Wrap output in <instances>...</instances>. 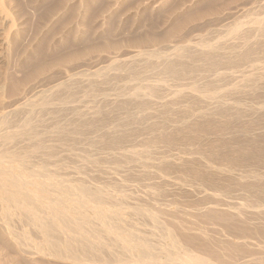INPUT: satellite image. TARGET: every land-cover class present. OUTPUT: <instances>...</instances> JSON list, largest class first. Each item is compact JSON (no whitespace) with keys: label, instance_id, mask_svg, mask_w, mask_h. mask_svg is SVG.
<instances>
[{"label":"bare ground","instance_id":"6f19581e","mask_svg":"<svg viewBox=\"0 0 264 264\" xmlns=\"http://www.w3.org/2000/svg\"><path fill=\"white\" fill-rule=\"evenodd\" d=\"M16 1V0H15ZM18 1V0H17ZM16 1V3H18ZM28 1V0H27ZM59 1V3H60V5L59 6H61L62 4H65L66 2H68V1H70V0H58ZM90 1H93V0H77V2H78V5H79V7H81L82 9L83 8H87L88 7V5H89V2ZM98 1V0H97ZM222 1V0H221ZM234 1V0H233ZM257 1V0H256ZM71 2H72V0H71ZM74 2V1H73ZM212 2V1H211ZM14 1H12V0H0V74H1V67L3 66V65H8V62H9V60H10V55L12 54V52H15V51H13L14 50V47H16L15 45L17 44V42L19 41V39H20V36H21V34H22V31H21V29H22V27H20V25H22V24H18V22H17V19L16 18H18L17 17V15L18 14H20L19 13V10H18V8L16 7L17 5H16V3H14ZM25 3V2H24ZM70 3V2H69ZM68 3V4H69ZM91 3V2H90ZM105 3V2H104ZM108 3V2H107ZM31 4V3H30ZM42 4V3H41ZM67 4V3H66ZM66 4H65V6H66ZM67 4V5H68ZM184 4V3H183ZM27 5V4H26ZM33 5H35V4H33ZM38 5V4H37ZM75 5V4H74ZM105 5V4H104ZM180 5V4H179ZM22 6V5H21ZM31 6V5H30ZM58 5H56L55 7H57ZM91 6V5H90ZM99 6V5H98ZM121 6V5H120ZM178 6V5H177ZM177 6H176V8H177ZM18 7L20 8V5H18ZM23 7V6H22ZM27 7V6H26ZM64 7V6H63ZM97 7V6H96ZM105 7V6H104ZM113 7V6H112ZM181 7V6H180ZM255 7V6H254ZM17 8V9H16ZM24 8V7H23ZM49 8H50V6H49ZM59 9L61 8V9H63L62 7H58ZM57 8V9H58ZM65 8V7H64ZM89 8V7H88ZM87 8V9H88ZM92 8V7H91ZM106 8H108V7H106ZM155 8V7H154ZM224 8V7H223ZM264 8V7H263ZM25 9V8H24ZM28 9H29V7H28ZM55 9V8H54ZM90 9V8H89ZM95 9V8H94ZM209 9H211V7L209 8ZM255 9V8H254ZM46 10V9H45ZM51 10V9H50ZM56 10V9H55ZM84 10V9H83ZM91 10V9H90ZM170 10V9H169ZM179 10V9H178ZM228 10V9H227ZM253 10V9H252ZM21 12H22V10H20ZM39 11V10H38ZM72 11V10H71ZM78 11H79V9H78ZM172 11V10H171ZM203 11V10H202ZM212 10H210V12H211ZM215 11V10H214ZM248 11V10H247ZM49 12V11H48ZM57 12V11H56ZM59 12V11H58ZM57 12V13H58ZM91 12V11H90ZM102 12V11H101ZM100 12V14H102ZM162 12V11H161ZM174 12V11H173ZM176 12V11H175ZM262 12V11H261ZM25 13H26V11H25ZM61 12H59V14H60ZM79 13H81V12H79ZM169 13V12H168ZM198 13V12H197ZM201 13V12H200ZM246 13V12H245ZM27 14V13H26ZM54 14V13H53ZM76 14V13H75ZM114 14V13H113ZM207 14V13H206ZM213 14H216V13H213ZM249 14V13H248ZM33 15V14H32ZM42 15V14H41ZM49 15V14H48ZM55 15V14H54ZM95 15V14H94ZM97 15H99V14H97ZM110 15V14H109ZM174 15V14H173ZM186 15V14H185ZM191 15V14H190ZM195 15V14H194ZM257 15V14H256ZM259 15V14H258ZM102 16V15H101ZM135 16V15H134ZM133 16V17H134ZM168 16V15H167ZM172 16V15H171ZM199 16V15H198ZM206 16V15H205ZM32 17V16H31ZM54 17V16H53ZM80 17V16H79ZM89 17V16H88ZM91 17H92V15H91ZM201 17H202V15H201ZM209 17V16H208ZM40 18V17H39ZM49 18V17H48ZM55 18V17H54ZM57 18V17H56ZM55 18V19H56ZM129 18V17H128ZM193 18H194V16H193ZM203 18V17H202ZM251 18V17H250ZM50 19V18H49ZM95 19V18H94ZM133 19V18H132ZM169 19V18H168ZM190 19V18H189ZM188 19V20H189ZM236 19V18H235ZM21 20V19H20ZM71 20V19H70ZM74 20V19H73ZM76 20V19H75ZM135 20V19H134ZM180 20V19H179ZM192 20V19H191ZM190 20V21H191ZM195 20V19H194ZM248 20V19H247ZM247 20H246V22H247ZM256 20H259L258 22L256 21ZM36 21V20H35ZM109 21V20H108ZM157 21V20H156ZM182 21V20H181ZM244 21V20H243ZM257 22L256 23V25H257V28H255V29H253V26L252 25H254L255 27H256V25L254 24V22ZM24 22V21H23ZM50 22V21H49ZM77 22V21H76ZM114 22H116V21H114ZM113 22V23H114ZM151 22V21H150ZM161 22V21H160ZM178 22V21H177ZM184 22V21H183ZM187 22V21H186ZM194 22V21H193ZM218 22H219V20H218ZM232 22V21H231ZM234 22V21H233ZM245 22V21H244ZM254 22L250 25V26H252V29H250V35L254 32V31H256L255 32V34L253 33L251 36L252 37H254V38H258V40H264V18H263V20H262V18H261V21H260V19H255L254 20ZM43 23V22H42ZM58 23V22H57ZM167 23V22H166ZM243 23V22H242ZM34 24V23H33ZM40 24V23H39ZM62 24V23H61ZM152 24V23H151ZM178 24V23H177ZM181 24V23H180ZM183 24V23H182ZM186 24V23H185ZM250 24V23H249ZM28 25V24H27ZM58 25V24H57ZM81 25H83V24H81ZM110 25V24H109ZM175 25H176V23H175ZM235 25V24H234ZM239 25V24H238ZM242 25V24H241ZM240 25V26H241ZM25 26V25H24ZM33 26V25H32ZM53 26V25H52ZM77 26V25H76ZM86 26V25H85ZM96 26V25H95ZM180 26V25H179ZM185 26V25H184ZM187 26H188V24H187ZM192 26H194V25H192ZM228 26V25H227ZM240 26L238 27L237 26V24H236V27L235 28H233V30H231L230 29V32H234V31H238V33L240 32V34H243L242 32L244 31H239V30H241L243 27V25L241 26L242 28H240ZM26 27V26H25ZM60 27V26H59ZM62 27V26H61ZM175 27V26H174ZM181 27V26H180ZM179 27V28H180ZM42 28V27H41ZM45 28V27H44ZM64 28V27H63ZM87 28V27H86ZM177 27H175V29H176ZM210 28V27H209ZM249 28H251V27H249ZM118 29V28H117ZM136 29V28H135ZM144 29V28H143ZM170 29V28H169ZM168 29V30H169ZM172 29H174V28H172ZM219 29V28H218ZM227 29V28H226ZM245 29V28H244ZM247 30H248V28H246ZM34 30V29H33ZM36 30V29H35ZM38 30H40V29H38ZM42 30H43V28H42ZM71 30V29H70ZM177 30V29H176ZM181 30V29H180ZM204 30V29H203ZM246 30V32H247V34H248V31ZM251 30H254L253 32L251 31ZM24 31V30H23ZM28 31V30H27ZM131 31V30H130ZM138 31V30H137ZM171 31V30H170ZM179 31V30H178ZM209 31V30H208ZM31 32V31H30ZM169 32V31H168ZM172 32H174V31H172ZM245 32V31H244ZM28 33V32H27ZM38 33V32H37ZM49 33V32H48ZM78 33V32H77ZM171 33V32H170ZM170 33H167V34H170ZM175 33H177V32H175ZM175 33H173V34H175ZM179 33V32H178ZM190 33V32H189ZM235 33H237V32H234V34ZM62 34V33H61ZM68 34V33H67ZM85 34V33H84ZM166 34V35H167ZM221 34V33H220ZM226 34V33H225ZM233 34V35H234ZM247 34H245L246 36H247ZM79 35V34H78ZM138 35V34H137ZM148 35V34H147ZM165 35V37L167 38V36ZM172 35V34H171ZM177 35V34H176ZM229 35H231V33H229ZM236 35H238V34H236ZM244 35V34H243ZM242 35V36H243ZM244 35V36H245ZM249 35V34H248ZM249 35V36H250ZM253 35H255V36H253ZM31 36V35H30ZM56 36V35H55ZM174 36V35H173ZM224 36H226V35H224ZM245 36V38H248V36L246 37ZM51 37V36H50ZM149 37V36H148ZM163 37V36H162ZM172 37V36H171ZM211 37V36H210ZM228 37H230V36H228ZM236 37V36H235ZM239 37V36H238ZM237 37V38H238ZM37 38H39V37H37ZM53 38H55V37H53ZM58 38V37H57ZM93 38V37H92ZM147 38V37H146ZM200 38V37H199ZM234 38V37H233ZM245 38H241V39H245ZM51 39V38H50ZM74 39V38H73ZM125 39V38H124ZM142 40H143V38H141ZM149 39V38H148ZM153 39V38H152ZM196 39H197V37H196ZM211 39V38H210ZM223 39V38H222ZM225 39H227V38H225ZM236 39V38H235ZM23 39H21V41H22ZM53 40V39H52ZM101 40H103V39H101ZM146 40V39H145ZM164 40V39H163ZM166 40V39H165ZM169 40V39H168ZM202 40V39H201ZM230 40V39H229ZM228 40V41H229ZM233 40V39H232ZM237 40V39H236ZM240 40V39H239ZM250 40V39H249ZM251 40H253L252 38H251ZM255 40H257V39H255ZM34 41H38V40H36L35 38H33V39H31V42H29L24 48H23V53L27 56V57H29V58H31L30 56H29V54L31 53V52H33L34 51V48L36 47H34L33 46V43H34ZM46 41V40H45ZM51 41V40H50ZM75 41V40H74ZM123 41V40H122ZM125 41V40H124ZM131 41V40H130ZM147 41V40H146ZM158 41V40H157ZM214 41V40H213ZM216 41H218V40H216ZM224 41H226V40H224ZM235 41V40H234ZM245 41H247V40H245ZM62 42V41H61ZM144 42V41H143ZM156 42V41H155ZM161 42V41H160ZM166 42V41H165ZM187 42V41H186ZM220 42H221V40H220ZM233 42V41H232ZM231 42V44H233ZM237 42H239V41H237ZM252 42V41H251ZM19 43H21V42H18V44ZM23 43V42H22ZM51 43V42H50ZM64 43V42H63ZM87 43V42H86ZM123 43V42H122ZM136 43H137V41H136ZM148 43V42H147ZM146 43V44H147ZM171 43V42H170ZM188 43V42H187ZM196 43V42H195ZM195 43H193V45L195 44ZM198 43V42H197ZM196 43V44H197ZM206 43V42H205ZM217 43V42H216ZM240 43V42H239ZM241 43H243V41L241 42ZM245 43V42H244ZM255 43H257V42H255ZM259 43V42H258ZM18 44H17V46H18ZM88 44H90V43H88ZM102 44H104V42L102 43ZM182 44V43H181ZM191 44V43H190ZM190 44L188 45V46H190ZM201 43H199V45H197L198 47H195V46H193V47H195V48H192V45L190 46V47H188V49L191 51V53H189L185 48H181V49H179V51H178V49L177 50H175V51H177V52H175V53H173V55H172V57L171 56H169L170 55V53H169V55H165V56H163L162 54L160 55V54H157V55H160V56H163L164 57V61L159 65V68L163 71V72H165V73H167V74H165V75H167V77H168V75L170 74V75H174L173 76V78H176V77H180V72H181V75H183L182 73H184V72H188V70L186 69V68H188L189 66H188V64H187V66L188 67H184V61L185 60H189V58H190V56H191V59L190 60H192V59H195L196 61H197V63L198 62H201V61H203L204 62V64L206 63V62H209L210 63V61L211 60H213L214 61V58H216V60H220V64L222 63L221 61V59H225L227 56L225 55V54H218L217 53V51H220L221 50V48L222 47H224V45H222V47L220 48V49H218V46H215V47H217V48H214V47H210V46H208V45H205V44H203V45H200ZM234 44H235V42H234ZM245 44H247V42L245 43ZM243 45L242 44V46L240 47V48H238L237 50H234V51H232V49H233V47H235V46H231V45H229V44H227L226 43V46H228L229 45V48H230V46H231V53H232V55L231 56H228V58L227 59H225L226 60V62H228L227 64L228 65H230V64H240V63H244L245 61H247V58L249 57V58H251V57H255L254 56V54L253 55H251L255 50H253V48H251V47H253V46H251V45H249V44H247V45ZM261 43H259V45H260ZM35 45H36V43H35ZM98 45H100V44H98ZM126 45V44H125ZM140 45V44H139ZM138 45V46H139ZM154 45V44H153ZM162 45V44H161ZM214 45V44H213ZM236 45H237V43H236ZM239 45V44H238ZM237 45V47H239ZM253 45V44H252ZM254 45H256V44H254ZM258 45V44H257ZM20 46V45H19ZM38 46V45H37ZM61 46V45H60ZM65 46V45H64ZM63 46V47H64ZM116 46V45H115ZM133 46V45H132ZM154 46H156V45H154ZM159 46V45H158ZM169 46V45H168ZM248 46V48H246ZM251 46V47H250ZM260 46H262L263 47V41H262V45H260ZM49 47H50V45H49ZM54 47V46H53ZM56 47V46H55ZM84 47V46H83ZM87 47V46H86ZM93 47H94V45H93ZM102 47V46H101ZM129 47V46H128ZM143 47V49H144V46H142ZM186 47V48H187ZM236 47V48H237ZM254 47H256V46H254ZM257 47H259V46H257ZM256 47V48H257ZM59 48V47H58ZM89 48V47H88ZM117 48H119L118 46H117ZM171 48V47H170ZM180 48V47H179ZM191 48L193 49V50H191ZM260 48V47H259ZM42 49V48H41ZM40 49V50H41ZM44 49V48H43ZM62 49V48H61ZM100 49V48H99ZM119 49H121V48H119ZM118 49V50H119ZM123 49V48H122ZM142 49V48H141ZM169 49V48H168ZM175 49V48H174ZM189 53V55H187V52L185 53L184 51L185 50ZM226 49V48H225ZM255 49V48H254ZM76 50H78V49H76ZM87 50V49H86ZM92 50V51H91ZM93 50H97V49H95V48H91L90 49V52H94ZM101 50V49H100ZM112 50V49H111ZM136 50V49H135ZM140 50V49H139ZM228 50V53L230 54V52H229V49H227ZM261 51V48L260 49H256V51ZM53 51V50H52ZM75 51V50H74ZM88 51V50H87ZM84 52V54H79V55H73L74 57H72L71 56V59L73 60V58H74V60H75V58H78V57H80V56H83V55H86L87 53H90V52ZM116 51H117V49H116ZM121 51V50H120ZM226 51V50H225ZM258 51L257 52H254V53H256V54H258ZM259 51V52H260ZM43 52H44V50H43ZM62 52V51H61ZM71 52V51H70ZM96 52V51H95ZM94 52V53H95ZM97 52H98V50H97ZM106 52V51H105ZM110 52V51H109ZM153 52V51H152ZM192 52H193V54H192ZM221 52V51H220ZM222 52H224L223 50H222ZM221 52V53H222ZM227 52V51H226ZM40 53V52H39ZM63 53H64V51H63ZM68 53V52H67ZM79 53V52H78ZM114 53V52H113ZM146 53V52H145ZM155 53V52H154ZM166 53V52H165ZM185 53V54H184ZM196 53V54H195ZM227 53V54H228ZM263 53V52H262ZM261 53V54H262ZM32 54V53H31ZM36 54H38V53H36ZM97 54V53H96ZM95 54V55H96ZM118 54V53H117ZM141 54V53H140ZM143 54V53H142ZM195 54V55H194ZM13 55V54H12ZM24 55V56H25ZM43 55V54H42ZM46 55V54H45ZM53 55V54H52ZM107 55H108V52H107ZM139 55V54H138ZM156 55V56H157ZM194 55V56H193ZM226 57H225V56ZM38 56V55H37ZM36 56V57H37ZM68 56H70V55H68ZM68 56H67V58H68ZM88 56V55H87ZM135 56V55H134ZM144 56V55H143ZM47 57V56H46ZM60 57V56H59ZM90 57V56H89ZM138 57L139 56H137L136 55V58H137V60H138ZM148 59H150V58H153L154 56H152V54L150 53L149 55H147L146 56ZM162 57V58H163ZM262 57V56H261ZM18 58V57H17ZM25 58V57H24ZM29 58H27V60L29 59ZM57 58V57H56ZM63 58L65 59V57H62L61 59L63 60ZM70 58V57H69ZM82 58V57H81ZM84 58V57H83ZM82 58V59H83ZM140 58V57H139ZM158 59H159V56L157 57ZM197 58V59H196ZM18 59H20V58H18ZM40 59V58H39ZM42 59H47V58H42ZM127 59V58H126ZM142 59H145L144 57L142 58ZM147 59V60H148ZM157 59V60H158ZM252 59V58H251ZM258 59V58H257ZM15 60H17V59H15ZM25 60V59H24ZM56 60V59H55ZM65 60H67V59H65ZM65 60L64 61H60V59H59V64L60 63H63V62H65ZM122 60V61H121ZM119 59V60H113V63H112V65H116L117 64V68L120 66V65H128V64H130V66H126L127 67V69H129V70H131L132 69V67H131V64L133 65V63H134V65H135V61H137L136 59H135V57H128V60H123V59ZM139 60H141V59H139ZM139 60H138V62H139ZM215 60V61H216ZM263 60V59H262ZM12 61V60H11ZM23 61V60H22ZM38 61V60H37ZM53 61V60H52ZM51 61V63L49 64V63H45L46 64V66L43 64V66H41L40 67V65H39V67H37V70H38V73L37 72H35L36 74H39L40 75V73H41V71L42 70H46V68H50V67H52V65L54 64L53 62H55V61H53L52 62ZM67 61H69V59L67 60ZM85 61V60H84ZM142 61V60H141ZM144 61V60H143ZM160 61V60H159ZM196 61H190L192 64H190V65H193V64H196L195 62ZM215 61L213 62V63H215ZM250 61V60H249ZM252 61H254V59H252ZM23 62H25V61H23ZM33 62V61H32ZM40 62V61H39ZM71 62V61H70ZM73 62V61H72ZM138 62H137V64H138ZM157 62V61H156ZM186 62H188V61H186ZM185 62V63H186ZM219 62V61H218ZM225 62V61H224ZM16 63H17V61H16ZM26 63V62H25ZM29 63V62H28ZM35 63V62H34ZM53 63V64H52ZM58 62H55V64H57ZM75 63V62H74ZM144 64H145V61L143 62ZM146 63H147V61H146ZM159 63V62H158ZM158 63H157V66H154V67H158ZM212 63V62H211ZM212 63V64H213ZM247 63H250V62H247ZM10 64V63H9ZM20 64V63H19ZM32 64V63H31ZM111 64V63H110ZM110 64H109V66H110ZM142 64V63H141ZM143 64V65H144ZM148 64V63H147ZM203 64V65H204ZM216 64V63H215ZM218 64V63H217ZM226 64V63H225ZM252 64V63H251ZM83 65V64H82ZM114 65V66H115ZM139 65V64H138ZM146 65V64H145ZM201 65H202V62H201ZM206 65V64H205ZM243 65V64H242ZM246 65V64H245ZM245 65H243V66H245ZM262 65V64H261ZM9 66L11 67L12 65H8V68H9ZM16 66H18V65H16ZM16 66H14L15 68H16ZM27 66V65H26ZM33 66H35V65H33ZM58 66V65H57ZM63 66H64V64H63ZM67 66V65H66ZM70 66H71V64H70ZM77 66V65H76ZM81 66V65H80ZM84 66V65H83ZM108 66V65H107ZM136 66V65H135ZM134 66V67H135ZM148 66V65H147ZM185 66H186V64H185ZM198 67H200L199 66V63H198V65H197ZM216 66V65H215ZM214 66V67H215ZM220 66V65H219ZM248 66V65H247ZM254 66H255V63H254ZM258 67H259V65H257ZM263 66H264V64H263ZM263 66H261V67H263ZM29 67V66H28ZM59 67V66H58ZM112 68H114L113 66H111ZM125 67V66H124ZM133 67V68H134ZM143 66H141V69H143L142 68ZM183 67H184V71H182V69H183ZM194 67V66H193ZM211 67V66H210ZM225 67V66H224ZM261 67H260V69H261ZM32 68V67H31ZM34 68V67H33ZM53 68H55V67H52L51 69H53ZM69 68V67H68ZM83 68H85V67H83ZM111 68V69H112ZM138 68V67H137ZM140 68V67H139ZM139 68L138 69H136V71L138 70L139 71ZM152 68H153V66H152ZM195 68V67H194ZM194 68H192V70L194 69ZM213 68V67H212ZM233 68V67H232ZM236 68V67H235ZM245 68V67H244ZM249 68H250V65H249ZM253 68V67H252ZM264 68V67H263ZM262 68V69H263ZM2 69H4V68H2ZM34 69H36V68H34ZM56 69H57V67H56ZM106 69V68H105ZM116 68H114V70H115ZM123 69V68H122ZM186 69V70H185ZM188 69H191V67L190 68H188ZM9 70V69H8ZM26 70V69H25ZM30 70V69H29ZM53 70H55V69H53ZM62 70V69H61ZM113 70V71H114ZM116 70H118V69H116ZM125 71H127L128 72V70H126V69H124ZM123 70V71H124ZM148 70V69H147ZM161 70H159V71H161ZM181 70V71H180ZM192 70H189L190 72L192 71ZM216 70V69H215ZM214 70V71H215ZM251 70V69H250ZM254 70V69H253ZM258 70V69H257ZM4 71H7V67L2 71V72H4ZM18 71V70H17ZM32 71H34V70H32ZM31 71V72H32ZM36 71V70H35ZM50 71V70H49ZM71 71V70H70ZM97 71V70H96ZM112 71V70H111ZM119 71H120V67H119ZM122 70L120 71V73L121 72H123ZM135 71V72H136ZM179 71V73H177ZM213 71V70H212ZM211 71V72H212ZM261 70H259V72H260ZM264 71V70H263ZM12 72V71H11ZM30 72V71H29ZM28 72V73H29ZM30 72V73H31ZM40 72V73H39ZM47 72V71H46ZM64 72V71H63ZM98 72H99V70H98ZM116 72V71H115ZM118 72V71H117ZM132 72H133V74H134V69L132 70ZM131 72V73H132ZM141 72V71H140ZM143 72V71H142ZM162 72V73H163ZM233 72H235V71H233ZM236 72H238L237 70H236ZM240 72H242V70L240 71ZM244 72V71H243ZM246 72H247V70H246ZM252 72H254V71H252ZM252 72L248 75V74H246L245 76L247 77V76H253V74H252ZM258 72V71H257ZM262 72V71H261ZM17 73V72H16ZM22 73V72H21ZM55 73H56V71H55ZM112 73V72H111ZM124 73V72H123ZM130 73V74H131ZM197 73V72H196ZM209 73V72H208ZM216 73H218V75H219V71L218 72H216ZM232 72H230V73H228V74H224L223 72H222V74H224V75H222V76H224V77H226L227 79H229V80H233V78H234V73H233V75L231 74ZM255 73H256V70H255ZM263 73V72H262ZM261 73V74H262ZM10 74H12V73H10ZM20 74V73H19ZM33 74V73H32ZM44 74H45V72H44ZM58 74V73H57ZM83 74H85L84 73V71H82V70H77V73L75 74L74 73V75L76 76V75H79V76H81V75H83ZM97 73L95 72V75H96ZM108 74V73H107ZM128 74V73H127ZM133 74H131V76L133 75ZM155 74V73H154ZM159 74V73H158ZM177 74H178V76H177ZM190 74V73H189ZM215 74V73H214ZM239 74L240 73H238V76H239ZM252 74V75H251ZM257 74V73H256ZM14 75V74H13ZM12 75V76H13ZM18 75V74H17ZM22 75H24V74H22ZM21 75V76H22ZM73 75V76H74ZM86 75V74H85ZM114 75V74H113ZM118 75H119V72H118ZM126 75V74H125ZM135 75V74H134ZM161 75V74H160ZM185 75V74H184ZM183 75V76H184ZM258 75H260V73H258L257 74V76ZM2 77H1V79H0V91H1V93L3 94L4 92H5V89H7L6 88V86H8L7 85V80H8V76L6 75V73H3V75H1ZM25 76H28L27 74L25 75ZM24 76V77H25ZM33 76V75H32ZM67 76V75H66ZM71 75H69V77H67L66 79H64L63 81L61 80V82L59 83V84H57L56 83V86H54L53 87V92H58V94L60 93L59 92V90L60 89H64V87H66V85H67V83L69 84V85H71V83H72V80L75 78V77H73V76H71ZM94 76V75H93ZM123 76V75H122ZM131 76H129V77H131ZM141 76V75H140ZM139 75H138V77H140ZM171 76V77H172ZM244 76V77H245ZM261 76H264V75H261ZM15 77V76H14ZM13 77V78H14ZM24 77H22V78H24ZM55 77V76H54ZM53 77V78H54ZM62 77V76H61ZM124 77H126V76H124ZM159 77H163V76H159ZM210 77V76H209ZM213 77V76H212ZM219 78H220V76H218ZM218 77L217 78H213V79H209V81H207V84H206V86H203L204 87V89H202V91H196L197 89H199V87L197 88V89H194V88H192L193 86H191V89L190 88H188V87H186V88H188V89H190V97L192 96V98L193 97H195L196 98V100L197 101H199V102H202V103H204V105L202 106V107H205V109L204 108H202V109H204L202 112H200V111H196L197 112V114H198V112H200L198 115L196 114V113H194L195 111H194V109L196 108H194L193 109V113L194 114H196V115H193L192 117L190 116V115H188L187 113V115L186 116H188L189 118H187L186 120H192V121H190L189 123V125L186 123V122H184L185 124H187L188 126H185V127H187V128H185V130H184V128H183V132H182V134L184 133V135L185 134H189V135H191V133L193 134L194 132H195V134H193V135H195V137L198 135L197 133H201V132H203V131H205V130H209V129H211V128H214L215 129V132L213 131L214 129H212V130H210V131H212L210 134H209V131H208V135H204V136H202L204 133L205 134H207L206 133V131L201 135L200 134V136L201 137H203V138H200L201 140L203 139V140H205V143H206V141H208V143H209V141H213L214 143H216V144H214L213 142H212V146L213 147H211V148H209L208 149V147L207 146H209V144H211V143H207V145H206V147H207V153H206V151H205V153L206 154H203V152L201 153V154H203L201 157H199L201 154H200V152H201V150H200V152L198 153L197 151H195V152H197L198 154H200V155H198V158H197V156H195L196 157V159L194 158V155L192 156V155H186L187 156V158H185V156L184 157H180V158H173V159H167L166 157H168V155H170L169 153H168V155L165 157V159H162V157H161V159H158L159 157L158 156H156L158 153L156 152V155L152 152V151H149V152H152V155L155 157H158L156 160H158V164H159V166H157V167H159L160 169H162V171H164L165 169L167 170L168 168H173V169H176V172L175 173H180L181 174V171L179 172V170H186V171H188V173H192L193 175H194V177L192 178V176L190 175V177L192 178V179H194L193 181L195 182V180L198 178V180H200V179H202V183H203V179H204V181L205 180H207V181H210L209 183L211 184V185H213L215 182V180L216 181H218V180H222L221 182H225V181H227L226 179H230L231 178V180L234 178V179H236V180H233V181H236V182H238V181H240L241 183L243 182V177H240V176H236L235 175V165L236 164H238L239 165V163L240 164H243L244 162H247V160H248V158L250 157L251 158V154L249 155V153H254V151H252V152H247V150L249 149V147L247 148V150H244V146H242L241 144V146L243 147V148H240L239 150L235 147V146H230V144H229V146H228V143L226 144H222L223 146L224 145H226V147L224 146V147H222V145L220 144V142H223L222 140H225L224 138V135H225V127H224V125H227L229 122H231L232 121V119L233 118H235V117H237V118H239L240 119V115L242 116L243 114H239V113H241V110L239 111V108L237 109L238 111H239V113L237 114L236 113V109H235V107L232 105L231 107L232 108H234L235 110H232L231 111V107L229 106V105H226L225 103L226 102H229V101H227L226 100V102H223V103H220V102H218V101H220L222 98H220V97H218V99H220V100H217V103H215V104H213V106H212V104H210L209 105V99H212V97H213V93L215 92V91H213L214 90V83L216 84L217 82L216 81H221V79H218ZM224 77H222L223 79L222 80H227V79H224ZM240 77V76H239ZM241 77H243L242 75H241ZM243 77V78H244ZM248 77V78H249ZM255 77H256V75H255ZM258 77H260V76H258ZM16 78V77H15ZM18 78V77H17ZM19 78H20V76H19ZM32 78V77H31ZM34 79H35V77H33ZM40 78V77H39ZM38 78V79H39ZM48 78V77H47ZM60 78V77H59ZM76 78L78 79V77L76 76ZM96 78V77H95ZM133 78H135L134 76L132 77V79ZM172 78V79H173ZM183 78V77H182ZM254 78V77H253ZM12 79V78H11ZM11 79H9V80H11ZM27 79V78H26ZM26 79H25V82H26ZM37 79V78H36ZM49 79V78H48ZM72 79V80H71ZM101 79V78H100ZM99 79V80H100ZM123 79V78H122ZM126 79V78H125ZM128 79V78H127ZM126 79V80H127ZM131 79V78H130ZM140 79V78H139ZM157 79V78H156ZM162 79V78H161ZM177 79V78H176ZM178 79H180V78H178ZM15 80V79H14ZM24 80V79H23ZM60 80V79H59ZM107 80H109L108 79V77H107ZM117 80V79H116ZM194 80V79H193ZM197 80H199V79H197ZM228 80V82H231V81H229ZM241 80V79H240ZM240 80H238V82L240 81ZM244 80H245V78L243 79V81H241V83L243 82L244 83ZM246 80H247V78H246ZM249 80V79H248ZM250 80H252V78H250ZM255 80V81H254ZM16 81V80H15ZM71 81V83H69ZM74 81V80H73ZM81 81V80H80ZM83 81V80H82ZM104 81V80H103ZM109 81H112V80H109ZM123 81V80H122ZM128 81H130V80H128ZM127 81V82H128ZM136 81V80H135ZM154 81V80H153ZM167 81V80H166ZM204 81H206V80H204ZM10 82V81H9ZM12 82V81H11ZM24 82V81H23ZM27 82H28V80H27ZM26 82V84H28ZM95 82H96V80H95ZM94 82V83H95ZM108 82V81H107ZM115 82V81H114ZM117 82V81H116ZM139 82V81H138ZM143 82V81H142ZM159 82V81H158ZM184 82V81H183ZM199 82V81H198ZM209 82V83H208ZM223 82V81H222ZM221 82V83H222ZM233 82V81H232ZM253 82H255L256 84H258L259 82V84L261 85L260 87H257V88H259V90L262 88V86L264 87V79L262 80V77L261 78H254L253 79ZM253 82H251L252 84H253ZM258 82V83H257ZM31 83V82H30ZM33 83H34V81H33ZM53 83V82H52ZM76 83V82H75ZM78 83H80V82H78ZM86 83V82H85ZM97 83V82H96ZM124 83H126V81L124 82ZM129 83V82H128ZM192 83V82H191ZM197 83V82H196ZM206 83V82H205ZM220 83V82H219ZM224 83V82H223ZM235 83H237V82H235ZM234 83V84H235ZM246 83V82H245ZM248 83H250V82H247V86H249V85H251V84H249L248 85ZM255 83H254V85H252V86H256L255 85ZM13 84H15L14 85V87H13V90L12 91H8V90H6V91H8V92H10V93H16V94H18L19 92H21V90H22V88H24L23 87V83L21 82V81H18L17 80V82L16 83H13ZM74 84V83H73ZM73 84H72V86H73ZM92 84V83H91ZM90 84V85H91ZM112 84V83H111ZM110 84V85H111ZM132 84V83H131ZM134 84V83H133ZM139 84V83H138ZM137 84V85H138ZM162 84L163 83H161L160 82V84L159 85H161L162 86ZM195 84V83H194ZM228 84V83H227ZM234 84H232L233 86H234ZM12 85V84H11ZM29 85V84H28ZM34 85V84H33ZM55 85V84H54ZM95 85V84H94ZM120 85V84H119ZM122 85V84H121ZM141 85V84H140ZM142 85H144L143 83H142ZM146 85V84H145ZM144 85V86H145ZM157 85V84H156ZM171 85V84H170ZM179 85V84H178ZM199 85V84H198ZM211 85H213V86H211ZM218 85V84H217ZM239 85V84H238ZM24 86H25V84H24ZM100 86V85H99ZM113 86V85H112ZM112 86H111V88H112ZM125 86V85H124ZM133 87H134V85H132ZM143 86V87H144ZM148 86V85H147ZM189 86V85H188ZM219 86V85H218ZM217 86V87H218ZM244 86H245V84H244ZM252 86H249V88L251 87L252 88ZM258 86V85H257ZM26 87V86H25ZM69 87V86H68ZM96 87V86H95ZM125 87H128V86H125ZM130 87V86H129ZM142 87V86H141ZM152 87V86H151ZM151 87H149L148 86V88H150L151 89ZM156 87V86H155ZM159 87V86H158ZM163 87H165V86H163ZM162 87V88H163ZM238 87V86H237ZM236 86H235V88H237ZM52 88V87H51ZM69 88H72V87H69ZM69 88H65V92H67L66 90H68ZM89 88V87H88ZM103 88V87H102ZM118 88V87H117ZM136 88V87H135ZM145 88H147V87H145ZM166 88V87H165ZM165 88H164V90H165ZM220 88V87H219ZM228 88H231V85H230V87H228ZM240 88H241V90H243L244 88H243V86L242 85H240ZM243 88V89H242ZM248 88V87H247ZM254 89H255V87H253ZM252 88V89H253ZM256 88V90L257 91H259L258 89ZM34 89V88H33ZM91 89V88H90ZM128 89H130V88H128ZM127 89V90H128ZM137 89H139V92L141 93V92H143L142 90L144 89V88H140V87H138ZM155 89H157V92H159V90H158V88H155ZM154 89V90H155ZM183 89V88H182ZM181 89V90H182ZM185 90L184 91V89H183V91L185 92V94H186V91L188 92L189 90ZM196 91L195 92V94L196 93H198L196 96H194V94H192V93H194V92H192V91H194V90ZM232 89H233V87H232ZM231 89V91H233ZM252 89H249L248 91H252ZM9 90H11V89H9ZM31 90V89H30ZM47 90H49V89H47ZM70 90V89H69ZM68 90V92L70 93V91ZM126 90V89H125ZM135 90V89H134ZM141 90V91H140ZM153 90V91H154ZM164 90H162V92L164 91ZM169 90V92L171 91L170 89H168ZM167 90V91H168ZM177 90V89H176ZM180 90V91H181ZM215 90H217L218 92H222V94H223V91H219L218 89H215ZM221 90V89H220ZM225 90H226V88H225ZM236 90H239L238 88L237 89H235L234 91H236ZM245 90V89H244ZM247 90V89H246ZM245 90V93H244V91L242 92V94L244 93L245 95L247 94L246 91ZM262 90H264V88H262L260 91H262ZM41 91V90H40ZM50 91L52 92V90L50 89ZM64 91H62V93H64ZM72 91V90H71ZM115 91V90H114ZM119 91V90H118ZM121 91V90H120ZM136 92L138 91V90H135ZM146 91H147V93H148V90H146L145 89V92H143L144 94L146 93ZM166 91V92H167ZM175 91V90H174ZM216 91V92H217ZM233 91V93H234V95H235V92ZM257 91H255L256 93H257ZM29 92V91H28ZM43 93H44V91H42ZM41 92V93H42ZM47 92V91H46ZM74 92V91H73ZM72 92V93H73ZM81 92V91H80ZM98 92V91H97ZM111 92V91H110ZM156 92V91H155ZM156 92V93H157ZM168 92V93H169ZM182 92V91H181ZM184 92H182V93H184ZM192 92V93H191ZM212 92V93H211ZM215 92V95L216 94H219V93H216ZM225 92H227V91H225ZM240 92V91H239ZM239 92H238V94L237 95H239L240 96V94H239ZM254 92V91H253ZM253 92H252V96L254 95L253 94ZM254 92V93H255ZM23 93H24V90H23ZM23 93H19L18 94V96H17V98H14V100H11L10 102L8 101H6V102H4V101H1V100H4V96L3 95H0V96H3L2 98L3 99H1L0 100V125H2V126H4V127H6L8 124L10 125L11 123H13L14 124V122L16 121H18V120H20V119H22L21 118V116H20V119H17V117H18V115L20 114V110L21 111H23V107L24 106H26L27 105V101L26 102H24V100H25V98L24 97H22L21 99L20 98H18L19 97V95H21V94H23ZM48 93V92H47ZM71 93V94H72ZM99 93V92H98ZM105 93V92H104ZM129 94H130V91L128 92ZM128 93H126V97L127 96H130L131 95V97H132V95H133V98L134 99H132V101H131V104H132V102L133 101H135V100H139V102H140V98H142L143 99V97L144 96H142V94L143 93H141V96L142 97H136V93H134V91H133V94H130V95H128ZM147 93H146V95H147ZM164 93V92H163ZM163 93H161L160 92V94H163ZM171 93H173L172 91H171ZM178 93V92H177ZM181 93V94H182ZM189 93V92H188ZM228 93H231V92H229V90H228ZM255 93V94H256ZM259 93H261V92H259ZM9 94V93H8ZM15 94V95H16ZM27 94H29V93H27ZM37 94V93H36ZM93 94V93H92ZM112 94V93H111ZM143 94V95H144ZM158 94V93H157ZM159 94V95H160ZM180 94V92H179V95H181ZM264 94V93H263ZM262 94V95H263ZM11 95H13V94H11ZM26 95V94H25ZM38 95H44V94H38ZM55 95V94H54ZM61 95V94H60ZM79 95V94H78ZM106 95H107V93H106ZM105 95V96H106ZM135 95V96H134ZM139 95V93L137 94V96ZM145 95V96H146ZM166 95V94H165ZM164 95V96H165ZM177 95L178 94H173L172 96L173 97H177ZM178 95V96H179ZM215 95H214V98H216L215 97ZM237 95H235V96H237ZM248 95V94H247ZM7 96V95H6ZM23 96V95H22ZM34 96V95H33ZM36 96V95H35ZM46 96H47V94H46ZM50 96V95H49ZM48 96V97H49ZM56 96V95H55ZM62 96V95H61ZM67 96V95H66ZM99 96V95H98ZM121 96V95H120ZM149 96V95H148ZM148 96H146V97H148ZM151 96V95H150ZM164 96H163V98H164ZM184 96V95H183ZM188 95H186V97H189ZM234 96V97H235ZM244 95H242V98H244L243 97ZM258 96V95H257ZM7 97H9V96H7ZM11 97V96H10ZM9 97V98H10ZM14 97V96H13ZM13 97H11V98H13ZM21 97V96H20ZM30 97V96H29ZM47 97V98H48ZM53 97V95L51 96V100L53 99L52 98ZM58 97V96H57ZM81 97V96H80ZM83 97H84V95H83ZM93 97H94V95H93ZM103 97V96H102ZM122 97V96H121ZM123 97H125V95L123 96ZM153 97V96H152ZM155 97H156V95H155ZM167 97V96H166ZM168 97H169V95H168ZM170 97H171V95H170ZM190 97H189V100H190ZM230 97H232V95L230 96ZM247 97V96H246ZM245 97V98H246ZM264 97V96H263ZM6 98V97H5ZM33 98V97H32ZM44 98V97H43ZM63 98H65V95H64V97ZM69 98V97H68ZM76 98V97H75ZM87 98V97H86ZM100 98V97H99ZM98 98V99H99ZM116 98V97H115ZM128 99H130L129 97H127ZM159 98V97H158ZM161 98H162V96H161ZM213 98V99H214ZM236 99H234V100H236L237 101V97H235ZM242 98H240L239 97V99H238V101L239 100H243ZM30 99V98H29ZM49 99H50V97H49ZM47 100V101H50V100ZM54 99H56V98H54ZM58 99V98H57ZM56 99V100H57ZM66 99V98H65ZM65 99H63L64 101H65ZM78 99V98H77ZM105 99H107V97L105 98ZM112 99H114V98H112ZM120 99V102H121V100H122V98H119ZM118 99V100H119ZM144 99L146 100V98L144 97ZM150 99H152V98H149V99H147L146 100V102H147V106L146 107H148L149 105H148V102L150 103V105L151 104H153L154 102H152ZM178 99V98H177ZM176 98H175V100H177ZM180 99H182V96H181V98ZM184 99V98H183ZM185 99H187V98H185ZM249 99V98H248ZM255 99V98H254ZM34 100V99H33ZM55 100V101H56ZM60 100H62V98L60 97L59 99H58V101H60ZM72 100V99H71ZM81 100V99H80ZM88 100V99H87ZM94 100V99H93ZM101 100V99H100ZM124 100H125V98H124ZM127 100V99H126ZM125 100V101H126ZM131 100V99H130ZM154 100V99H153ZM194 100V99H193ZM223 100V99H222ZM246 100V99H245ZM252 100V99H251ZM259 100V99H258ZM261 100V99H260ZM263 100V99H262ZM44 101H45V99H44ZM58 101H57V103H58ZM64 101L62 102V103H64ZM67 101V100H66ZM79 101V100H78ZM108 101V100H107ZM123 101V100H122ZM125 101H123V103L125 102ZM163 101V100H162ZM166 102H164V103H162L161 102V104H157L158 105V107L160 106V107H162V108H158V110L159 109H161L163 112H165L164 111V106L166 107V105H172L173 103H171V101L173 102L174 100L173 99H170V100H165ZM178 101V100H177ZM191 101H192V99H191ZM225 101V100H224ZM232 101H233V99H232ZM237 101V102H238ZM23 102V103H22ZM30 102H33L32 100H30ZM46 102V101H45ZM45 102H44V104H45ZM74 102V101H73ZM76 102V101H75ZM114 102H115V100H114ZM114 102H113V104H111V105H114ZM119 102V101H118ZM130 102V101H129ZM136 102V101H135ZM142 102V101H141ZM144 102V101H143ZM157 102H159V101H157ZM156 102V103H157ZM179 102H180V100H179ZM179 102H178V105H179ZM193 102H195V101H193ZM192 102V103H193ZM198 102V103H199ZM211 102H215V100L214 101H211ZM26 103V104H25ZM35 103V102H34ZM41 103V102H40ZM39 103V104H40ZM43 103V102H42ZM56 103V102H55ZM85 103V102H84ZM94 103V102H93ZM111 103V102H110ZM110 103H108V104H110ZM116 103V102H115ZM126 103V102H125ZM182 102H180V104H181ZM197 103V104H198ZM229 103H232V104H236L235 106H239L240 107V105H237L238 103H234V102H229ZM229 103H227V104H229ZM259 103V102H258ZM31 104H33V103H31ZM30 103H29V105H31ZM37 104V103H36ZM46 104H47V102H46ZM90 104V103H89ZM102 104V103H101ZM117 105H118V103H116ZM115 104V105H116ZM122 104V103H121ZM128 104H130V103H128ZM128 104H126V105H128ZM134 104V103H133ZM138 104V103H137ZM140 104H142V103H140ZM139 104V105H140ZM145 104V103H144ZM175 104V107H176V102L174 103ZM196 103H194V106L195 105H197ZM239 104H244V103H242V101L241 102H239ZM261 104V103H260ZM259 104V105H260ZM264 103H262L261 105L262 106H260V107H254L255 105H253L252 106V104L250 105V106H252V108L253 109H250V107H249V109H250V111L248 110V114L249 113H253V115H257V117H259V116H261V115H263L264 116V105H263ZM47 105H49V102H48V104ZM59 105V104H58ZM73 105V104H72ZM80 105V104H79ZM105 105V104H104ZM103 105V106H104ZM120 105V104H119ZM123 105V104H122ZM126 105H124V106H126ZM135 105V104H134ZM156 105V106H157ZM168 105V106H169ZM170 105V107H172V106H174V105H172L171 106ZM184 105V104H183ZM246 105V104H245ZM256 105H257V103H256ZM258 105V106H259ZM33 106V105H32ZM35 106V105H34ZM39 106V105H38ZM37 106V107H38ZM44 106V105H43ZM61 106H63V105H61ZM60 106V107H61ZM65 106H66V103H65ZM74 106V105H73ZM72 106V107H73ZM94 106H96V105H94ZM98 106V108H99V106L100 105H97ZM97 106H96V108H97ZM110 106V105H109ZM137 106V105H136ZM141 106V105H140ZM140 106H138L139 108H140ZM152 106V105H151ZM181 106V105H180ZM178 107V109H180L181 107ZM191 106V105H190ZM198 106H200V103H199V105ZM29 107V106H28ZM28 107H26V109H28L29 110V108H31V106L28 108ZM36 107V106H35ZM35 107H34V110H35ZM42 107V106H41ZM41 107H39V108H41ZM49 107V106H48ZM51 107V106H50ZM49 107V108H50ZM52 107H53V105H52ZM51 107V108H52ZM56 107V106H55ZM55 107H53V108H55ZM83 107V106H82ZM115 108H116V106H114ZM153 107H155V103H154V106ZM152 107V108H153ZM175 107H172L171 109L172 110H174V108ZM184 107V106H183ZM243 107V109H244V107L245 106H242ZM242 107H241V109H242ZM25 108V107H24ZM33 108V107H32ZM95 108V107H94ZM96 108L95 109H93V110H96ZM102 108V107H101ZM100 108V109H101ZM105 108V107H104ZM114 108V109H115ZM122 108V107H121ZM120 108V109H121ZM136 108V107H135ZM151 108V109H152ZM200 108V107H199ZM199 108H197L198 110H199ZM200 108V109H201ZM42 109V108H41ZM46 108H44V110H45ZM60 109V108H59ZM59 109H58V106H57V110L59 111ZM62 110H63V107L61 108ZM60 109V110H61ZM70 109V108H69ZM87 109V108H86ZM85 109V110H86ZM123 109V108H122ZM137 109V108H136ZM135 109V110H136ZM166 109H169V108H166ZM176 109H177V107H176ZM177 109V110H178ZM182 109V108H181ZM184 109V108H183ZM185 109H186V107H185ZM192 109V108H191ZM190 109V110H191ZM31 111H32V113H30L31 115L33 114V111L34 110H32V109H30ZM29 110V111H30ZM50 110V109H49ZM56 110V109H55ZM56 110V111H57ZM64 110H66V108L64 109ZM64 110L62 111V113L64 112ZM74 110V109H73ZM77 110V109H76ZM92 110V111H93ZM102 110V109H101ZM106 110V109H105ZM104 110V111H105ZM142 110V109H141ZM149 110V109H148ZM154 110V109H153ZM157 110V111H158ZM170 110V109H169ZM187 110V109H186ZM196 110V109H195ZM25 111H27V110H25ZM48 111V110H47ZM56 111H54V112H56ZM57 111V112H58ZM68 111V110H67ZM75 111V110H74ZM81 111V110H80ZM88 111V110H87ZM97 111H99V110H97ZM123 111V110H122ZM145 111V110H144ZM160 111V110H159ZM179 111V110H178ZM181 111V110H180ZM184 111V110H183ZM188 111V110H187ZM235 111V112H234ZM237 111V112H238ZM244 111H246V109H244ZM18 112H19V114H18ZM34 112H36V110L34 111ZM60 113H61V111H59ZM69 112V111H68ZM76 112V111H75ZM77 112H79V111H77ZM76 112V113H77ZM83 112V111H82ZM90 112V111H89ZM96 112V111H95ZM107 112V111H106ZM124 112V111H123ZM141 112V111H140ZM147 112H149V111H147ZM154 112H156V110L154 111ZM167 112H169L170 113V111H168L167 110ZM177 112V111H176ZM184 112H186V111H184ZM184 112H183V114H184ZM247 112V111H246ZM44 113V112H43ZM50 113L52 114V110H50ZM61 113V114H62ZM70 113V112H69ZM85 113V112H84ZM97 113V112H96ZM95 113V114H96ZM100 113V111L98 112V114ZM120 113V112H119ZM129 113V112H128ZM136 113H138V111L136 112ZM144 113V112H143ZM150 113V112H149ZM158 113V112H157ZM166 113V112H165ZM171 113H172V111H171ZM190 113V112H189ZM18 114V115H17ZM21 114H25V113H21ZM34 114H36L37 115V113H34ZM47 114H49V113H47ZM56 114V113H55ZM54 114V115H55ZM58 114V113H57ZM65 114V113H64ZM88 113L86 112V114L84 115L86 118L88 117V116H86ZM90 114V113H89ZM88 114V115H89ZM93 114V117H94V113H92ZM101 114H102V112H101ZM113 114V113H112ZM133 114V113H132ZM159 114H160V112H159ZM159 114H158V116H159ZM164 114V113H163ZM166 114H168V113H166ZM165 114V115H166ZM176 114V113H175ZM177 114H179V113H177ZM244 114H245V112H244ZM247 114V113H246ZM246 115V117H247V119L249 118V115ZM29 115V114H28ZM31 115H29L30 117H31ZM50 115V114H49ZM59 115V114H58ZM63 115V114H62ZM73 115V114H72ZM77 115V114H76ZM81 115V114H80ZM108 115V114H107ZM125 115V114H124ZM143 115V114H142ZM191 115H192V112H191ZM252 115V114H251ZM250 115V116H251ZM26 117L24 118V119H26V118H29V116L27 117V115H25ZM35 115H33V117H34ZM38 116V115H37ZM90 116L92 117V115L90 114ZM95 116H97V114L95 115ZM103 116V115H102ZM136 116V115H135ZM139 116V115H138ZM146 116V115H145ZM154 116V115H153ZM162 116V115H161ZM161 116H160V118H161ZM184 116H185V114H184ZM186 116H185V118H186ZM239 116V117H238ZM263 116H262V118H263ZM24 117V116H23ZM36 117V116H35ZM34 117V118H35ZM52 117V116H51ZM62 117V116H61ZM112 117V116H111ZM124 117V116H123ZM130 117V116H129ZM167 117V116H166ZM245 117V116H244ZM243 116L241 117V119H243V120H245V118H244ZM254 117V116H253ZM253 117L251 118V120L250 119H248V120H250V121H252L253 120ZM75 118V117H74ZM78 119L76 120V121H79V122H83V120L82 121H80V119H79V117H77ZM80 118H83L82 117V115H81V117ZM90 118V117H89ZM95 118V117H94ZM101 118V117H100ZM146 118V117H145ZM173 118V117H172ZM171 118V119H172ZM175 118H177V117H175ZM182 118V117H181ZM184 118V117H183ZM260 118V117H259ZM15 119H17V120H15ZM44 119V118H43ZM47 119V118H46ZM58 119V118H57ZM62 119V118H61ZM69 119V118H68ZM67 119V120H68ZM84 119V118H83ZM93 119V118H92ZM91 118H90V120H92ZM96 119H99V118H96ZM96 119H94V120H96ZM118 119V118H117ZM129 119V118H128ZM127 119V120H128ZM164 119V118H163ZM169 119V118H168ZM239 119H233V120H239ZM261 119V118H260ZM259 119V120H260ZM28 120V119H27ZM30 120V119H29ZM28 120V122L26 121V122H24L23 120H21V121H23V125L21 126V124H19L20 125V129L18 128V126H17V128L21 131H18V129L16 128V130H14V131H16V132H10V130H9V132H4V133H0V140H1V146H0V264H264V208H262V209H260L259 207L257 208V209H252V206H251V208L249 207L250 205H248L247 203H242V204H247V205H241V204H235L234 202H232V201H225L223 198L221 199L220 198V196L218 197L217 195H214V194H211V192L208 194V193H204V196L202 195L201 197H208V198H211L210 199V202H203L204 200H207V198L206 199H201L199 196H197V194L195 195V193H193L192 191H191V189H188V190H184V188L182 189L181 188V186H183L184 184H185V179H184V183H183V185H182V183L181 184H178V182H177V185H181L180 186V188L177 186V191H178V193L180 192V193H183V195L185 194V195H187L189 198L188 199H190V197H191V203H193V207H189L190 209H188V206H187V209H185V205H184V208L183 207H180V206H178L177 204H179L180 205V203H177L176 204V202H175V205L173 206L172 204H170V203H168V202H166V203H168V204H159V202L157 201V199H158V197H156L157 199H156V201L155 200H149V199H152V198H154L155 196L153 195L154 193H155V191H156V189H154L155 191L153 192L152 190H151V192H153L152 193V195H151V197L152 198H150L149 197V195L146 193V194H144V195H148V197H144V196H141L140 194V196L139 195H137L136 194V196L134 195V193H133V190H129L128 188H127V184H125L128 180V182H130V178L132 179L134 176H132V177H129V179L128 180H126L125 179V183H124V179L122 178V176L123 177H127L128 178V176H131V175H129V174H131L132 172V170H134L133 168L134 167H130V170H129V166L130 165H126V163H125V161H123V163L126 165V168H124L123 167V169H122V167H119V165L117 164V163H115L116 165H117V168L116 167H113V166H111V168H113V169H115L116 168V170L117 169H119L120 168V170L122 169V172L124 173V175H122L121 176V173L119 172L120 170H117L116 171V173L118 172V175H119V173H120V176L118 177L117 176V174L116 175H114L115 174V172L113 173V172H111V173H113V174H111V173H109V171L111 170H107V166H109V165H111L112 163H113V161L110 159V153L109 154H107V156H109V159L112 161V163L110 164V163H108L109 165H107V163H103V161H100L99 162V160H97V159H95V161H94V155H92L91 156V158L92 159H90V157H85V154H84V157L85 158H88V159H90V161L88 160V162H85V160L86 159H84L83 158V156H82V158L84 159L83 161H81L80 159L79 160H77L78 162L80 161V164H78V165H76V167L75 166H73L74 168H70L69 169V167L68 168H66V167H63V166H65L66 164H65V162H63L62 163V160H64V159H67V163L69 162L70 163V160L68 161V159H73V157H71V154H63V152L62 151H60L61 153H62V155L60 154V153H58V154H60L59 156H57L56 157V155L54 154V156L57 158V160H59V163H60V161H61V164H62V166L61 167H51V166H49L48 165V163L50 162V159L49 158H51V159H55V157L54 156H52L51 157V155L49 154H47V156H49V158L46 156V155H42L43 153H42V151H41V154H40V156H42V158L43 159H40V160H44V162H43V164H41L40 162H42V161H40L39 159V164L40 165H38V166H36L35 164L33 165L32 163H37L36 161V159L35 160H33L34 162H32L31 164H30V162H29V160H27L28 158H30L31 156H33V155H37V150L39 149L40 150V143L38 142V139H37V141H35L34 140V138H39V137H42L43 136V133H42V135H40V136H38L37 134L38 133H35V134H33V130L32 129H34L35 128V131H36V126H35V124L37 123V122H34V128L32 127V129H31V125L30 124H32V122L31 121H29ZM39 120V119H38ZM37 120V121H38ZM60 120V119H59ZM59 120H57V121H59ZM71 120H73L72 118L70 119V122H74V120L73 121H71ZM86 120V119H85ZM113 120V119H112ZM123 120V119H122ZM133 120V119H132ZM139 120V119H138ZM174 120V119H173ZM183 120V121H184ZM242 120V121H243ZM255 120H257V119H255ZM42 121V120H41ZM53 121V120H52ZM87 121H88V119H87ZM97 121V120H96ZM104 121V120H103ZM134 121V120H133ZM136 121V120H135ZM141 121V120H140ZM146 121H148V120H146ZM154 121V120H153ZM158 121V120H157ZM169 121H171V120H169ZM182 121V120H181ZM254 121V120H253ZM258 121V120H257ZM20 121H18V123H19ZM29 122H31V123H29ZM39 122V121H38ZM43 122H44V120H43ZM66 122V121H65ZM69 122V121H68ZM66 123L67 125L69 124V126L70 125H72V124H74V123ZM79 122H77V123H79ZM91 123H93V120L92 121H90ZM90 122H88V124L90 123ZM109 122V121H108ZM116 122H117V120H116ZM150 122H152V121H150ZM172 122V121H171ZM171 122L169 123L168 121H167V124L169 125V124H171ZM179 122H180V120H179ZM178 121H177V123H176V127H179V125H178V123H179ZM22 123V122H21ZM57 123V122H56ZM61 123V122H60ZM76 123V124H77ZM85 123H87L86 121H85ZM90 123V124H91ZM97 123V122H96ZM95 123V124H96ZM130 123V122H129ZM141 123V122H140ZM149 123V122H148ZM173 123L174 122H172V124H171V126L173 125ZM242 123V122H241ZM247 123H249L248 121L246 122V124ZM258 123V122H257ZM12 124V125H13ZM16 124V123H15ZM44 124V123H43ZM48 124V123H47ZM53 124V123H52ZM55 124V123H54ZM63 124V123H62ZM94 124V125H95ZM119 124H120V121H119ZM119 124H118V126H119ZM231 124H232V122H231ZM231 124H228V126L229 125H231ZM234 124H235V121H234ZM238 124H240V122L238 123ZM65 125V124H64ZM64 125L63 126H61V128L60 129H62V128H64ZM66 125V126H67ZM78 125V124H77ZM79 125H81V124H79ZM79 125H78V127H79ZM84 125V124H83ZM86 126H90V125H87V124H85ZM84 125V126H85ZM93 125V126H94ZM102 125V124H101ZM155 125V124H154ZM178 125V126H177ZM181 125H183V123L181 124ZM251 125V124H250ZM66 126H65V128H66ZM69 126H67V127H69ZM86 126H85V128H86ZM99 126V125H98ZM127 126H128V124H127ZM138 126V125H137ZM141 126V125H140ZM146 126V125H145ZM144 126V127H145ZM166 126V128H167V125H165ZM227 126V127H228ZM232 126V125H231ZM254 126V125H253ZM1 127V126H0ZM3 127V128H4ZM15 127H16V125H15ZM21 127L24 129V132L27 134V135H29V137H31L33 140H34V142L33 143H31L30 145H29V149L28 150H26L25 151V149H23V150H20V147H18L19 149H15V147L13 148V141L15 140V138H16V136H20L21 138H22V136L24 135V133L22 132L23 131V129L21 130ZM38 127V126H37ZM44 127V126H43ZM74 127H76L75 126V124H74V126H71L70 127V131H77V128H75L76 130H71L72 128H74ZM90 127H92V126H90ZM97 127V126H96ZM101 127V126H100ZM111 127H112V125H111ZM111 127H110V129H111ZM156 127H159L157 124H156ZM175 126L173 127V128H176ZM181 127V126H180ZM179 127V128H180ZM216 127H221L222 128V130H223V127L225 128L223 131L219 128V129H216ZM230 127V126H229ZM239 127V126H238ZM54 128V127H53ZM56 128H57V126H56ZM80 128H82L83 129V127H80ZM80 128H78V130L80 129ZM85 128L83 129V130H85ZM116 128V127H115ZM124 128V127H123ZM135 128V127H134ZM141 128V127H140ZM165 128V127H164ZM168 128H169V126H168ZM172 128V127H171ZM172 128V129H173ZM253 128V127H252ZM15 129V128H14ZM38 129V128H37ZM44 129H46V128H44ZM67 129V128H66ZM65 129V130H66ZM82 129H80V130H82ZM87 129H90V128H87ZM92 129V128H91ZM108 129V128H107ZM121 129V128H120ZM130 129V128H129ZM135 129H137V128H135ZM147 129V128H146ZM145 129V130H146ZM153 129V128H152ZM163 129V128H162ZM170 129V128H169ZM171 129V130H172ZM258 129V128H257ZM2 130V129H1ZM13 129H11V131H12ZM40 130V129H39ZM39 130H37V131H39ZM93 130V129H92ZM138 130H139V128H138ZM147 130H149V129H147ZM159 130V129H158ZM158 130H155V131H158ZM171 130H170V132H171ZM175 130V129H174ZM174 130H172L173 132H174ZM178 130V129H177ZM217 130H220V131H222V132H219V131H217ZM243 130V129H242ZM245 130V129H244ZM246 130H247V127H246ZM252 130V129H251ZM259 130V129H258ZM36 131V132H37ZM56 131V130H55ZM58 131H60V130H58ZM63 131V130H62ZM61 131V132H62ZM87 131V130H86ZM91 131V130H90ZM101 131V130H100ZM105 131H106V129H105ZM113 131V130H112ZM118 131H120V130H118ZM125 131V130H124ZM133 131V130H132ZM160 131V130H159ZM165 131H166V129H165ZM168 131V130H167ZM166 131V132H167ZM182 131V130H181ZM249 131V130H248ZM260 131V130H259ZM57 132V131H56ZM68 132V129H67V131H66V133ZM79 132H81V131H79ZM102 132H104V130L102 131ZM115 132H116V130H115ZM122 132V131H121ZM139 132V131H138ZM163 132L164 131H162V134H163ZM169 132V131H168ZM177 132V131H176ZM180 132V131H179ZM197 132V133H196ZM223 132H225L224 134H223ZM228 132H229V130H228ZM232 132V131H231ZM250 132V131H249ZM262 132V131H261ZM40 133V132H39ZM40 133V134H41ZM63 133V132H62ZM61 133V134H62ZM70 133V132H69ZM72 133V132H71ZM107 133H108V131H107ZM144 133V132H143ZM146 133V132H145ZM161 133V132H160ZM240 133V132H239ZM244 133H246V132H244ZM255 133V132H254ZM253 133V134H254ZM19 134V135H18ZM20 134H23V135H20ZM54 134H55V132H54ZM59 135H60V133H58ZM73 134V133H72ZM83 134H85V133H83ZM112 134H113V137H112ZM123 134V133H122ZM125 134V133H124ZM128 134V133H127ZM155 134V133H154ZM156 134H157V132H156ZM164 134H165V132H164ZM197 134V135H196ZM228 134V133H227ZM27 135H25V136H27ZM38 137H37V136ZM44 135H45V133H44ZM55 135H57V134H55ZM66 135V134H65ZM65 135H63V136H65ZM75 135V134H74ZM76 135H78V134H76ZM103 135V134H102ZM115 134L114 133H111V135H109V136H111L113 139H114V137L116 138V136H114ZM120 134L118 133V136H119ZM147 135V134H146ZM151 135V134H150ZM158 135H160L159 133H158ZM157 135V136H158ZM172 135H173V139H174V133L173 134H171V133H168V135H160L161 137L160 138H158L159 140V142H160V139H161V144L162 145H165V143L166 142H168V143H170L171 144V139H172ZM177 133H176V137H177ZM184 135H182V136H184ZM261 135H263L262 133H261ZM260 135V136H261ZM48 136H50V135H48ZM62 136V135H61ZM61 136L60 137H58V138H61ZM91 136V135H90ZM92 136H93V134H92ZM101 136V135H100ZM104 136V135H103ZM121 136H123V135H121ZM140 136H142V135H140ZM139 136V137H140ZM179 137H180V134L178 135ZM186 136H188V135H186ZM199 136V135H198ZM199 136V137H200ZM228 137H230L229 135H227ZM257 135H255V139L253 140V136H252V139H250V142H255V141H257L256 140V138L258 137H256ZM259 136V137H260ZM17 138V139H20L21 140V138ZM24 137V136H23ZM28 137V136H27ZM52 137H54V135H52ZM67 137H71V135L69 136H67ZM73 137V136H72ZM71 137V138H72ZM76 137V136H75ZM84 137V136H83ZM105 137V136H104ZM107 137H108V135H107ZM145 137V136H144ZM154 137H155V135H154ZM193 137V136H192ZM195 137L194 138H191V136H190V138H188L189 139V141H191L190 139H194L195 140ZM199 137H198V139H199ZM236 137V136H235ZM249 137H251V136H249ZM264 137V136H263ZM30 138V139H31ZM42 138H44V137H42ZM69 138L68 139H63V140H68L69 141ZM80 138V137H79ZM92 138V137H91ZM100 138V137H99ZM103 137H101V139H102ZM119 138V137H118ZM150 138V136L148 137V139ZM152 138H153V135H152ZM152 138H150V139H152ZM180 138H182V137H180ZM183 138H185V137H183ZM187 138V137H186ZM185 138V139H186ZM245 139H246V137H244ZM22 139H24V138H22ZM25 139H27L26 137H25ZM31 139V140H32ZM55 139V138H54ZM74 139V138H73ZM72 139V140H73ZM81 139V138H80ZM86 139H88L87 137H86ZM96 139H98L97 137H96ZM104 139V138H103ZM106 140H107V138H105ZM110 139V138H109ZM178 140H181V139H179V138H177ZM184 139V140H185ZM199 139V140H200ZM228 140H230V138H227ZM226 139V140H227ZM248 139V138H247ZM28 140H29V138H28ZM32 140V141H33ZM49 140V139H48ZM47 140V141H48ZM56 141H57V139H55ZM60 140H62V139H60ZM77 140H78V137H77ZM129 140V139H128ZM135 140V139H134ZM140 140V139H139ZM157 140V139H156ZM175 140V139H174ZM194 140H192V142L194 141ZM252 140V141H251ZM260 140V139H259ZM263 140H264V138H263ZM40 142H42L41 140H39ZM74 141H75V139H74ZM89 141V140H88ZM92 140H90V142L88 143V144H90V143H92L91 142ZM93 141H94V139H93ZM98 140H96V142H97ZM99 141H101V140H99ZM127 141V140H126ZM142 141V140H141ZM147 141V140H146ZM146 141H144V142H146ZM151 141V140H150ZM164 141H165V143H164ZM186 141H187V139H186ZM198 141V140H197ZM231 141V140H230ZM27 142V141H26ZM25 142V143H26ZM54 142V141H53ZM77 142V141H76ZM75 142V143H76ZM95 141L93 142V144L94 143H96ZM102 142V141H101ZM103 142H105V141H103ZM103 142H102V144L100 145L99 143L96 145L97 146V148H99L98 147V145L99 146H102L103 145ZM108 142V141H107ZM110 142H113V141H109V144H111ZM115 142H116V139H115ZM122 142V141H121ZM134 142V141H133ZM143 142V141H142ZM141 142V143H142ZM143 142V143H144ZM172 142H174L173 140H172ZM176 142V141H175ZM181 142H183L182 140H181ZM180 142V143H181ZM188 142V141H187ZM196 142V141H195ZM204 141H202V142H198V143H202V144H204L203 143ZM226 142V141H225ZM233 142V141H232ZM232 142H230V143H232ZM249 142V141H248ZM250 142H249V144H250ZM30 143V142H29ZM45 143V142H44ZM44 143H43V145H44ZM58 143V142H57ZM60 143V142H59ZM58 143V144H59ZM63 143V141L61 142V145H63L62 144ZM67 143V142H66ZM86 143V142H85ZM119 143H120V140H119ZM147 143V142H146ZM145 143V144H146ZM148 143H149V140H148ZM156 143H158V142H156ZM164 143V144H163ZM168 143H167V145L166 146H169L168 145ZM179 143V142H178ZM191 143V142H190ZM234 143V142H233ZM257 143V142H256ZM255 143V144H256ZM259 143V142H258ZM52 144H54V143H52ZM58 144H54V145H58ZM69 144V143H68ZM71 144V143H70ZM93 144H92V146H93ZM106 144H108V143H106ZM106 144H104V145H106ZM108 144V145H109ZM116 144H117V142H116ZM130 144V143H129ZM151 143H149V145H150ZM155 144V143H154ZM159 144V143H158ZM158 144L156 145V146H152L151 145V147H157L158 148ZM173 145H174V143H172ZM171 144V145H172ZM176 144V143H175ZM186 144V143H185ZM184 144V145H185ZM214 144V145H213ZM218 144H220V145H218ZM237 144V143H236ZM239 144V143H238ZM237 144V145H238ZM254 144V143H253ZM49 145H51V143L49 144ZM91 145V144H90ZM90 145L88 146V147H90ZM103 145V146H104ZM112 145V144H111ZM109 146V147H111V150L113 149L112 147H113V145H114V143H113V145L112 146ZM120 145V144H119ZM119 145L117 146V147H119ZM136 145V144H135ZM134 145V147L135 148H133V147H131V149L133 150V149H135V150H137V148L136 147H138L139 148V146H135ZM148 145V144H147ZM149 145H148V147H149ZM180 145V144H179ZM199 145V144H198ZM231 145H233V144H231ZM261 145V144H260ZM263 145V144H262ZM58 146H60V145H58ZM66 146H67V144H66ZM68 146H70L71 147V145H68ZM96 146H94V147H96ZM102 146V147H103ZM115 146V145H114ZM116 146L114 147V150H115V148H116ZM125 146V145H124ZM141 146H144V144H141ZM140 146V147H141ZM160 146V145H159ZM204 146H205V144H204ZM228 146V147H227ZM245 146H251V145H245ZM255 146V145H254ZM253 146V147H254ZM259 146V145H258ZM258 146L256 147V148H258ZM64 147V146H63ZM61 148L62 150L65 148ZM70 147H68V148H70ZM86 148L87 149V151H89V150H91V147H90V149L89 148ZM93 147V148H94ZM101 147V150H103V148ZM105 147H107V146H105ZM105 147H104V149H105ZM121 147V146H120ZM145 147H146V145H145ZM148 147H146V149H144V150H147V148ZM151 147H149V149H151V150H153V149H155V148H151ZM170 147V146H169ZM178 147V146H177ZM190 147V146H189ZM200 147V146H199ZM206 147H204L205 149H206ZM210 147V146H209ZM234 147V148H233ZM44 148V147H43ZM74 148V147H73ZM72 148V149H73ZM85 148V147H84ZM123 148V147H122ZM121 148V149H122ZM156 148V149H157ZM179 148V147H178ZM177 148V149H178ZM182 147H180V149H181ZM201 148H203V146L201 147ZM235 148H236V150H238V151H235ZM262 148V147H261ZM108 149V148H107ZM117 149V148H116ZM119 150H120V152H121V149L120 148H118ZM125 149V148H124ZM127 149H130V148H127ZM141 149V148H140ZM148 149V150H149ZM162 149V148H161ZM164 149V148H163ZM169 149V148H168ZM167 149V150H168ZM171 149V148H170ZM176 149V150H177ZM180 149H179V151H180ZM190 149H191V147H190ZM198 149V148H197ZM241 149H243V150H241ZM246 149V148H245ZM252 149V148H251ZM254 149H255V147H254ZM254 149H252V150H254ZM260 149V148H259ZM264 149V148H263ZM38 150V153L40 152ZM94 150H96V149H94ZM166 150V149H165ZM175 150V149H174ZM204 150V149H203ZM258 150V149H257ZM256 150V151H257ZM261 150V149H260ZM259 150V151H260ZM58 151V150H57ZM64 151V150H63ZM70 151H72V150H70ZM70 151H68V153L70 152ZM75 151V150H74ZM87 151H85V149H84V152H86L87 153ZM93 151V150H92ZM99 151H100V149H99ZM104 151V150H103ZM102 151V152H103ZM109 151H110V149H109ZM118 151V150H117ZM140 151V150H139ZM143 151V150H142ZM142 151H140V152H142ZM158 151V150H157ZM169 151V150H168ZM181 151H182V149H181ZM258 151V152H259ZM32 152V154H31V156L29 155L30 153ZM45 152H46V150H45ZM51 152V151H50ZM66 151H64V153H65ZM94 153H95V151H93ZM101 152V151H100ZM111 152V151H110ZM112 152H114V151H112ZM123 152H126V154L125 153H123V156L124 155H126L127 156V152H128V150L126 151H123ZM132 152V151H131ZM134 152V151H133ZM144 152V151H143ZM178 152V151H177ZM193 152H194V150H193ZM194 152V153H195ZM257 152V153H258ZM260 152H262V150L260 151ZM36 153V154H35ZM55 153V152H54ZM74 153V152H73ZM77 153V152H76ZM83 152L81 151V155H83L82 154ZM93 153V154H94ZM97 153H99V152H96V154ZM106 153H108V152H105V154ZM116 153H118V152H116ZM139 153V152H138ZM160 153V152H159ZM184 153H185V151H184ZM189 153V152H188ZM252 153V154H253ZM45 154V153H44ZM78 154V153H77ZM77 154L75 155L76 156V159H78L77 157ZM87 154H89V152L87 153ZM91 154V153H90ZM120 154H122V153H120ZM119 154V155H120ZM130 152L128 153V158L130 157ZM136 151H135V155H134V153H133V155H131V157L133 156V157H135L136 156ZM140 154V153H139ZM145 154H148L149 155V157H151L152 155H150L149 153H147V152H145ZM144 154V155H145ZM161 154V153H160ZM173 154V153H172ZM178 154H180V153H178ZM177 153H176V155H178ZM182 154V153H181ZM186 154V153H185ZM193 154V153H192ZM255 154V153H254ZM264 154V153H263ZM29 155V156H28ZM73 155V154H72ZM79 155V154H78ZM103 155V154H102ZM98 156V157H103V156ZM112 155H114L113 153H112ZM112 155H111V157H112ZM118 155V154H117ZM117 155H115V156H117ZM142 155V154H141ZM141 155H139V156H141ZM163 155V154H162ZM164 155H166V154H164ZM195 155H197V154H195ZM258 155V154H257ZM47 158L46 160H48V162L47 163H45V157ZM87 156H90V155H87ZM96 156V155H95ZM106 156V157H107ZM115 156H113V157H115ZM146 156V155H145ZM144 156V157H145ZM189 156V157H188ZM193 158H192V157ZM37 157H38V155H37ZM36 157V158H37ZM97 157V156H96ZM95 157V158H96ZM105 157V156H104ZM103 157V158H104ZM119 157H121V156H117V159H120ZM142 157H143V155H142ZM144 157L142 158V159H144ZM177 157V156H176ZM254 157L256 158V156L254 155ZM259 157V156H258ZM32 158V157H31ZM116 158V157H115ZM114 158V159H115ZM122 158V160H123V157H121ZM128 158H126V159H128ZM138 158V157H137ZM141 158V157H140ZM216 158V160L219 158L220 159V161L221 162H223V161H225V162H223V163H221L219 160V162L221 163V165H219V166H217L216 164H214V163H217V164H220L218 161L217 162H215L214 161V159ZM53 159V160H54ZM102 159V158H101ZM100 159V160H101ZM106 159H108V157L106 158ZM113 159V158H112ZM125 158H124V160H126ZM132 159H134V158H132ZM141 159V162L143 161ZM147 159H148V157L146 156V160H145V162L147 161ZM154 159V158H153ZM252 159V158H251ZM57 160H55V161H57ZM86 160V161H87ZM93 160V161H92ZM109 160V161H110ZM121 160V161H122ZM135 160V159H134ZM137 161H138V159H136ZM149 160H152L151 158L149 159ZM156 160H154V161H156ZM264 160V159H263ZM52 161V160H51ZM54 161V162H55ZM64 161H66V160H64ZM77 161H75L76 163H77ZM107 161V160H106ZM118 161V160H117ZM117 161H115V162H117ZM120 161V160H119ZM244 161V162H243ZM103 163V167H104V169H102L103 167L101 166L100 167V165H99V163ZM127 162V161H126ZM130 162H131V160H130ZM132 162H133V160H132ZM139 162V161H138ZM144 162V161H143ZM250 162V161H249ZM261 162V161H260ZM52 163H53V161H52ZM57 163V162H56ZM72 163H74V160L70 163V164H72ZM119 163H121V162H119ZM128 163V162H127ZM147 163V162H146ZM145 163V164H146ZM151 163V161H149V164ZM152 163H154V162H152ZM156 164H157V161L155 162ZM259 163V162H258ZM38 164V163H37ZM50 165H51V163H49ZM63 164H65V165H63ZM105 164V165H104ZM130 164V163H129ZM139 165H140V163H138ZM141 164H143V163H141ZM145 164H143L142 166H145ZM54 165H55V163H54ZM57 165H58V163H57ZM60 165V164H59ZM123 165V164H122ZM132 165V164H131ZM136 165V164H135ZM238 165H236V167L238 166ZM52 166H53V164H52ZM67 166H69V165H67ZM106 166V167H105ZM121 166V165H120ZM133 166H134V163H133ZM153 166L155 167V165H150V167L149 168H153ZM119 167V168H118ZM138 167H140L141 168V166H137V168ZM146 167V166H145ZM144 167V168H145ZM239 167V166H238ZM255 167V166H254ZM259 167V166H258ZM106 168V169H105ZM137 168H135V170L137 169ZM137 169V171L138 170H141V169H143V167L141 168V169ZM148 168V167H147ZM235 168V169H234ZM263 168V167H262ZM124 169H126V171H124ZM146 169V168H145ZM164 169V170H163ZM240 169V168H239ZM248 169V168H247ZM130 172H129V171ZM244 170V169H243ZM246 170V169H245ZM137 171H135V172H137ZM142 171H144V169L142 170ZM148 171H150V173H151V176H149L150 174H148L147 173V171H144V172H146L147 174H145V176H149V178H148V176H147V178L148 179H150V177H153L154 175H152V173L153 174H155L156 172L154 171V170H149L148 169ZM151 171H154V172H151ZM161 171V170H160ZM168 171H169V169H168ZM167 171V175L169 176V173L170 172H168ZM171 171V173H174V172H172V170H170ZM185 171V172H186ZM237 171V170H236ZM257 171V170H256ZM134 171H133V173L132 174H136ZM139 172H141V171H139ZM137 173L138 175H140V173ZM183 172V171H182ZM241 172V171H240ZM264 172V171H263ZM143 173V172H142ZM162 173V172H161ZM184 173V172H183ZM182 173V174H183ZM188 173H186V175L185 176H181L182 178H185L186 176H188ZM246 173V172H245ZM156 174H158V173H156ZM179 174V175H180ZM128 175V176H127ZM141 175H143V174H141ZM159 175H160V172H159ZM166 175V176H167ZM178 175V174H177ZM240 175V174H239ZM255 175V176H254ZM253 176L254 177H256V174H254ZM262 175V174H261ZM261 175H260V177H258V174H257V177H258V180L256 181V179H257V177L255 178V181H254V179H252L253 181H251V182H253V184L255 185V186H257L255 183L257 182H260L259 181V178L260 179H263V178H261ZM135 176H137V175H135ZM156 176V175H155ZM158 176V175H157ZM156 176V177H157ZM160 176H163L162 174L160 175ZM243 176V175H242ZM246 175H244V177H245ZM248 176V175H247ZM250 176V175H249ZM252 176V175H251ZM251 176L250 177H248V178H251ZM142 177V176H141ZM140 177V178H141ZM143 177H144V175H143ZM155 177V178H156ZM164 177V176H163ZM178 177V176H177ZM190 177H188V178H190ZM253 177V178H254ZM135 178V177H134ZM137 178V177H136ZM154 178V177H153ZM159 178V177H158ZM161 178V177H160ZM164 178H166V177H164ZM169 178H171V177H169ZM169 178H168V180H169ZM175 178V177H174ZM173 178V179H174ZM187 178V177H186ZM196 178V179H195ZM243 178V179H242ZM247 178V177H246ZM99 179H100V181H101V179L102 180H104V181H106V182H104L103 183V181H101V183H103L102 185H98V184H96V182L95 181H99ZM138 179V178H137ZM136 179V180H137ZM144 179H145V177H144ZM176 179V178H175ZM181 179V178H180ZM223 179H225L224 181H223ZM140 180H142L143 181V178L142 179H140ZM155 180V179H154ZM158 180H160L161 181V179H158ZM164 180V183H165V179H163ZM183 180V179H182ZM181 180V181H182ZM198 180H196V181H198ZM212 180H214V181H212ZM244 180H246L247 181V179H244ZM249 180V179H248ZM264 180V179H263ZM263 180H261L262 182H260L261 184L259 185V186H261L264 182H263ZM92 181L93 182H95V183H92ZM100 181L98 182V183H100ZM132 181V180H131ZM139 181V180H138ZM146 181V180H145ZM159 181V182H160ZM172 181V180H171ZM170 181V182H171ZM175 181V180H174ZM180 181V182H181ZM201 181V180H200ZM200 181H199V183H200ZM207 181H205L204 183H206ZM211 181L212 182H214V183H211ZM250 181H247L248 183L250 182ZM158 182V183H159ZM169 181L167 182V179H166V183H170ZM179 182V183H180ZM188 182V181H187ZM227 182H229L230 183V181H227ZM240 182H238V183H240ZM245 182V181H244ZM246 182V183H247ZM144 183V182H143ZM157 182H156V185L158 184ZM162 183V182H161ZM176 183V182H175ZM203 183V184H204ZM208 183V182H207ZM208 183V184H209ZM237 183V184H238ZM240 183V184H241ZM108 184V185H107ZM135 184V183H134ZM137 184V183H136ZM140 184V183H139ZM154 184V183H153ZM221 184L222 183H220V185H219V182H218V184H216V186L217 185H219V186H221ZM235 184V183H234ZM243 184V183H242ZM241 184V185H242ZM250 184V183H249ZM252 184V183H251ZM250 184V185H251ZM259 184V183H258ZM151 185V184H150ZM161 185H163V184H161ZM160 185V186H161ZM166 185V184H165ZM173 185V184H172ZM186 185V184H185ZM200 185V184H199ZM244 185H245V183H244ZM247 185V187L249 186L248 184H246ZM254 185L252 186V188L254 187ZM264 185V184H263ZM134 186V185H133ZM136 186V185H135ZM138 186V185H137ZM145 186V185H144ZM153 186V185H152ZM160 186H158V187H160ZM175 186V185H174ZM189 186V185H188ZM196 186V185H195ZM198 186V185H197ZM208 186V185H207ZM129 187V186H128ZM139 187V186H138ZM146 187H148V186H146ZM157 186H154V188H156ZM157 187V188H158ZM169 186H167V188H168ZM171 187V186H170ZM194 187V186H193ZM200 187H201V185H200ZM251 187V186H250ZM132 188V187H131ZM135 188V187H134ZM133 188V189H134ZM137 188V187H136ZM141 188V187H140ZM153 188V187H152ZM164 188V187H163ZM162 188V189H163ZM166 188V187H165ZM195 188V187H194ZM230 188V187H229ZM232 188V187H231ZM256 188V187H255ZM257 188H258V186H257ZM199 189V187L197 188V190ZM202 189H203V187H202ZM205 189V188H204ZM261 189H263V188H261ZM145 190V189H144ZM166 190V189H165ZM168 190V189H167ZM172 190H173V187H172ZM175 190H176V187H175ZM193 190V189H192ZM207 190V189H206ZM206 190H204V191H206ZM217 190V189H216ZM228 190V189H227ZM239 190V189H238ZM247 190V189H246ZM251 190H254V188L253 189H251ZM135 192H136V190H134ZM150 191V190H149ZM149 191H147V192H149ZM158 191V190H157ZM160 191V190H159ZM174 191V190H173ZM173 191H171V192H173ZM177 191H175V192H177ZM195 191V190H194ZM200 191V190H199ZM220 191V190H219ZM237 191V190H236ZM263 191V190H262ZM140 192V191H139ZM162 192H163V190H162ZM166 192V191H165ZM234 192H235V190H234ZM233 192V193H234ZM137 193H138V190H137ZM145 193V192H144ZM150 193V192H149ZM164 193V192H163ZM163 193H161V194H163ZM168 193H170V191L168 192ZM174 193V192H173ZM178 194L179 196H181V194ZM196 193H197V191H196ZM201 193V192H200ZM199 193V194H200ZM203 193V192H202ZM201 193V194H202ZM226 193V192H225ZM228 193V192H227ZM229 193H230V191H229ZM248 193V192H247ZM251 193V192H250ZM157 194V193H156ZM160 194V193H159ZM198 194V195H199ZM224 194V193H223ZM240 194H242V193H240ZM259 194V193H258ZM134 195V197H132ZM165 195V194H164ZM167 195V194H166ZM172 195V194H171ZM178 195H176V196H178ZM235 195V194H234ZM248 195V194H247ZM256 195V194H255ZM178 196V197H179ZM187 196L185 197V198H187ZM163 197V196H162ZM222 197H224V196H222ZM258 197V196H257ZM180 198V197H179ZM181 198H182V196H181ZM192 198H194V199H192ZM198 198H200V199H198ZM227 198V197H226ZM247 198V197H246ZM264 198V197H263ZM130 199V200H129ZM132 199V200H131ZM177 199V198H176ZM229 199V198H228ZM237 199V198H236ZM162 200V199H161ZM160 200V201H161ZM177 200H179V199H177ZM182 200V199H181ZM175 201V200H174ZM183 201L185 202V200L183 199ZM208 201V200H207ZM249 201V200H248ZM158 202V203H157ZM190 202H185V203H190ZM260 202V201H259ZM264 202V201H263ZM183 203V202H182ZM182 203H181V205H182ZM250 203V202H249ZM188 205V204H187ZM190 205V204H189ZM263 205V204H262ZM183 206V205H182ZM256 206V205H255ZM254 207V206H253ZM262 207H264V206H262ZM259 209V210H258ZM218 223H220V224H223V223H225L226 224V228L225 229H223V230H220V232L222 231H224V230H226V231H228L227 232V234H224L225 233V231H224V233H220V232H218L219 231V229L218 228H216V226L218 225ZM225 224H223V225H225ZM218 227V226H217ZM219 227H220V225H219ZM223 227H225V226H223ZM222 228V227H221ZM156 230L158 231L159 230V237L157 236V232H156ZM157 233V234H156Z\"/></svg>","mask_w":264,"mask_h":264},{"label":"rangeland","instance_id":"374dc122","mask_svg":"<svg viewBox=\"0 0 264 264\" xmlns=\"http://www.w3.org/2000/svg\"><path fill=\"white\" fill-rule=\"evenodd\" d=\"M12 1H14V3H16V1L15 0H12ZM74 1V2H73ZM212 1V2H211ZM18 3H16V7L18 8V10H19V13L20 14H18L17 15V17L18 18H16L17 19V22H18V24H22V25H20V27H22V29H21V31H22V34H21V36H20V39H19V41L18 42H21V43H19L18 44V42H17V44H18V46H17V44L15 45L16 47H14V50L13 51H15V52H12V54L10 55V60H9V62H8V65H12L11 67L9 66V68H8V65H3L2 67H1V74H0V79H1V75H3V73H6V75L8 76V80H7V85L8 86H6V88L7 89H5V92L2 94L1 93V91H0V95H3L4 96V100H1V99H3L2 97L3 96H0V100L1 101H4V102H10L11 100H14V98H17V96H18V94L19 93H23V90H24V93L23 94H21V95H19V97L18 98H22V97H24L25 98V100H24V102H26L27 101V105L26 106H24L23 107V111H19L20 112V114H19V112H18V117H17V119H20V116H21V118L22 119H20V120H18V121H20L19 123H18V121L16 122H14V124L13 123H11L10 125L8 124L6 127H4V126H2V125H0L1 127H0V133L2 132V133H4V132H9V130H10V132H13L14 130H16V128H17V126L19 125V124H21V126L23 125V121L24 122H28V120L29 121H33L32 122V124H30L31 125V129H32V127L34 128V122H37L36 124H35V126H36V131L37 130H39V131H35V128L34 129H32L33 131V134H35V133H38L37 135L38 136H40V135H42V133H43V136L42 137H44V138H42V137H39V138H34V140L35 141H37V139H38V142L40 143V152L38 153V150H37V155H38V157H37V155L35 156V155H33L32 154V152L29 154L30 156H31V154L33 155V156H31L30 158H28L27 160H29V162H30V164L32 163V162H34L33 160H37L36 162L38 163H32L33 165L35 164L36 166H38V165H40L39 164V160L40 159H43L42 158V156H40V154H41V151H42V155H46L47 156V154L49 153L50 155H51V157L52 156H54V154L56 155V157L57 156H59L60 154L62 155V153L60 152V151H62L63 152V154H71V157H73V159H68V161L70 160V163L74 160V163H72V164H70L69 162L67 163V159H64V160H66V161H64V160H62V163L63 162H65V164H63V165H65V166H63V167H66V168H68L69 167V169L72 167V168H74L73 166H75L76 167V165H78V164H80V161L78 162L77 160H79L80 158L82 159H80L81 161H83L84 159H88V158H85V157H90V159H92L91 158V156L92 155H94L93 157H94V161H95V159H97V160H99V162L100 161H103V163H107V165H109L108 163H112V161H113V163L111 164V165H109V166H105L106 168H107V170L109 169H111L110 171H109V173H111V172H115V174L114 175H116L117 174V176L119 177L120 176V173H121V176L122 175H124V173L122 172V169H123V167L124 168H126V165L128 164V165H130L129 166V170H130V167L132 166V167H134L133 169L134 170H130L132 173H133V171L135 172V171H137V169H139L140 167H138L137 168V166H141V168L143 167V169H144V171H147V173L148 174H150L149 176H151V173H150V171H148V169L149 170H154L156 173H158V174H153L152 173V175H154L153 177H150V179H148L149 178V176H148V178H147V176H145V174H147L146 172H144V171H142L143 169H141V170H138L137 172H135L136 174H129V175H131V176H128V178L127 177H123L122 176V178L124 179V183L126 182L125 181V179L126 180H128L129 179V177H132V176H134L132 179L130 178V182H126L125 184H127V188L129 189V190H133V193H134V195L136 196V194L137 195H141V196H144V197H148V195H149V197L150 198H152L151 197V195H152V193L155 191L154 189H156V191H155V193L153 194L155 197L154 198H152V199H149V200H155L156 201V197H158V199H157V201L159 202V204H168V203H170V204H172L173 206L175 205V202H176V204L177 203H180V205L179 204H177L178 206H180V207H183L184 208V205H185V209H187V206H188V209H190L191 207H193V203H191L190 201V199H191V197H190V199H188L189 197L187 196V195H183V193H180L181 194V196H182V198H181V196H179L178 194V189L180 188V186L181 185H177V182H178V184H181L182 182L184 183V179H185V184L183 185V183H182V185L183 186H181V188L183 189L184 188V190L186 189V190H188V189H191V191L193 192V193H195V195L197 194V196H199L201 199H206L207 198V200H204L203 202H210V199L211 198H208V197H201L202 195L204 196V193H210L211 192V194H214V195H217L218 197L220 196V198L222 199H224L225 201L227 200H229V201H232V202H234L235 204H241V205H250L249 207L251 208V206H252V209H257L258 207L260 208V209H262V208H264V207H262V206H264V183L261 185V186H259L261 183L260 182H262L261 180H263L264 179V140H263V136H264V116L263 115H261V116H259V117H257V115L255 116V115H253V113H249L248 114V110L250 111V109H253L252 108V106L253 105H255L254 107H260V106H262L261 104L262 103H264V90H262V91H260L262 88H264L263 86H262V88L259 90V88H257V87H260L261 85L258 83V84H256L255 82H253V79L254 78H261L262 77V80L264 79V76H261V75H264V66H263V64H264V40H258V38H254V37H252L251 35L254 33L255 34V32L256 31H254V30H251L253 33L250 35V29H252V26H253V29H255V28H257V25H256V23L259 21V20H256L255 22H254V20L257 18V19H260V21H261V18H262V20H263V18H264V0H93V1H90L89 2V5H88V7L91 9H89L88 7V9L87 8H81V7H79V5H78V2H77V0H72V2H71V0L70 1H68V2H66L65 4H66V6H65V4H62L61 6H59L60 5V3H59V1L58 0H18L17 1ZM25 2V3H24ZM105 2V3H104ZM108 2V3H107ZM13 3V4H14ZM31 3V4H30ZM42 3V4H41ZM184 3V4H183ZM27 4V5H26ZM33 4H35V5H33ZM38 4V5H37ZM75 4V5H74ZM105 4V5H104ZM180 4V5H179ZM15 5V4H14ZM18 5H20V8L18 7ZM25 8H23L22 6ZM31 5V6H30ZM56 5H58L57 7H55ZM91 5V6H90ZM99 5V6H98ZM121 5V6H120ZM178 5V6H177ZM27 6V7H26ZM49 6H50V8H49ZM65 8H64V7ZM97 6V7H96ZM105 6V7H104ZM113 6V7H112ZM176 6H177V8H176ZM181 6V7H180ZM255 6V7H254ZM28 7H29V9H28ZM58 7H62L63 9H59ZM92 7V8H91ZM106 7H108V8H106ZM155 7V8H154ZM211 7V9H209ZM224 7V8H223ZM16 8V9H17ZM56 10H55V9ZM58 8V9H57ZM95 8V9H94ZM255 8V9H254ZM46 9V10H45ZM51 9V10H50ZM78 9H79V11H78ZM170 9V10H169ZM179 9V10H178ZM228 9V10H227ZM253 9V10H252ZM20 10H22V12L20 11ZM39 10V11H38ZM72 10V11H71ZM172 10V11H171ZM203 10V11H202ZM210 10H212L211 12H210ZM215 10V11H214ZM248 10V11H247ZM25 11H26V13H25ZM49 11V12H48ZM59 11V12H61L60 14H59V12L57 13V12ZM91 11V12H90ZM102 11V12H101ZM162 11V12H161ZM174 11V12H173ZM176 11V12H175ZM262 11V12H261ZM79 12H81V13H79ZM100 12L102 13V14H100ZM169 12V13H168ZM198 12V13H197ZM201 12V13H200ZM246 12V13H245ZM55 15H54V14ZM76 13V14H75ZM114 13V14H113ZM207 13V14H206ZM213 13H216V14H213ZM249 13V14H248ZM33 14V15H32ZM42 14V15H41ZM49 14V15H48ZM95 14V15H94ZM97 14H99V15H97ZM110 14V15H109ZM174 14V15H173ZM186 14V15H185ZM191 14V15H190ZM195 14V15H194ZM257 14V15H256ZM259 14V15H258ZM91 15H92V17H91ZM102 15V16H101ZM135 15V16H134ZM168 15V16H167ZM172 15V16H171ZM199 15V16H198ZM201 15H202V17H201ZM206 15V16H205ZM32 16V17H31ZM56 18H54V17ZM80 16V17H79ZM89 16V17H88ZM134 16V17H133ZM193 16H194V18H193ZM209 16V17H208ZM40 17V18H39ZM50 19H49V18ZM129 17V18H128ZM251 17V18H250ZM95 18V19H94ZM133 18V19H132ZM169 18V19H168ZM190 18V19H189ZM236 18V19H235ZM21 19V20H20ZM71 19V20H70ZM74 19V20H73ZM76 19V20H75ZM135 19V20H134ZM180 19V20H179ZM189 19V20H188ZM192 19V20H191ZM195 19V20H194ZM248 19V20H247ZM36 20V21H35ZM109 20V21H108ZM157 20V21H156ZM182 20V21H181ZM191 20V21H190ZM218 20H219V22H218ZM245 22H244V21ZM246 20H247V22H246ZM24 21V22H23ZM50 21V22H49ZM77 21V22H76ZM114 21H116V22H114ZM151 21V22H150ZM161 21V22H160ZM178 21V22H177ZM184 21V22H183ZM187 21V22H186ZM194 21V22H193ZM232 21V22H231ZM234 21V22H233ZM43 22V23H42ZM58 22V23H57ZM114 22V23H113ZM167 22V23H166ZM243 22V23H242ZM254 22V24L256 25V27L254 26V25H252V26H250L252 23ZM34 23V24H33ZM40 23V24H39ZM62 23V24H61ZM152 23V24H151ZM175 23H176V25H175ZM178 23V24H177ZM181 23V24H180ZM183 23V24H182ZM186 23V24H185ZM250 23V24H249ZM28 24V25H27ZM58 24V25H57ZM81 24H83V25H81ZM110 24V25H109ZM187 24H188V26H187ZM235 24V25H234ZM236 24H237V26L239 27L241 24L243 25H241L240 26V28H242L241 30H239V31H243L242 33L245 35V34H247V32H246V28H248V34L250 35H248L247 34V36H248V38H245V36L243 35V34H240V32L238 33V31H234V32H237V33H235L234 34V32H230V29L231 30H233V28H235L236 27ZM239 24V25H238ZM26 27H25V26ZM33 25V26H32ZM53 25V26H52ZM77 25V26H76ZM86 25V26H85ZM96 25V26H95ZM181 27H180V26ZM185 25V26H184ZM192 25H194V26H192ZM228 25V26H227ZM60 26V27H59ZM62 26V27H61ZM177 27L176 29H175V27ZM43 28V30H42V28ZM45 27V28H44ZM64 27V28H63ZM87 27V28H86ZM180 27V28H179ZM210 27V28H209ZM249 27H251V28H249ZM118 28V29H117ZM136 28V29H135ZM144 28V29H143ZM170 28V29H169ZM172 28H174V29H172ZM219 28V29H218ZM227 28V29H226ZM245 28V29H244ZM34 29V30H33ZM36 29V30H35ZM38 29H40V30H38ZM71 29V30H70ZM169 29V30H168ZM181 29V30H180ZM204 29V30H203ZM24 30V31H23ZM28 30V31H27ZM131 30V31H130ZM138 30V31H137ZM171 30V31H170ZM179 30V31H178ZM209 30V31H208ZM31 31V32H30ZM169 31V32H168ZM172 31H174V32H172ZM28 32V33H27ZM38 32V33H37ZM49 32V33H48ZM78 32V33H77ZM171 32V33H170ZM175 32H177V33H175ZM179 32V33H178ZM190 32V33H189ZM62 33V34H61ZM68 33V34H67ZM85 33V34H84ZM167 33H170V34H167ZM173 33H175V34H173ZM221 33V34H220ZM226 33V34H225ZM229 33H231V35H229ZM79 34V35H78ZM138 34V35H137ZM148 34V35H147ZM167 34V35H166ZM172 34V35H171ZM177 34V35H176ZM234 34V35H233ZM236 34H238V35H236ZM31 35V36H30ZM56 35V36H55ZM165 35L167 36V38L165 37ZM174 35V36H173ZM224 35H226V36H224ZM243 35V36H242ZM256 35V34H255ZM255 35H253V36H255ZM51 36V37H50ZM149 36V37H148ZM163 36V37H162ZM172 36V37H171ZM211 36V37H210ZM228 36H230V37H228ZM236 36V37H235ZM239 36V37H238ZM246 36V37H247ZM37 37H39V38H37ZM53 37H55V38H53ZM58 37V38H57ZM93 37V38H92ZM147 37V38H146ZM196 37H197V39H196ZM200 37V38H199ZM234 37V38H233ZM238 37V38H237ZM245 38V39H241V38ZM33 38H35L36 40H38V41H34V43H33V46L35 47L34 48V51L33 52H31L30 54H29V56L31 57V58H29V57H27L24 53H23V48L29 43V42H31V39H33ZM51 38V39H50ZM74 38V39H73ZM125 38V39H124ZM141 38H143V40L141 39ZM149 38V39H148ZM153 38V39H152ZM211 38V39H210ZM223 38V39H222ZM225 38H227V39H225ZM237 40H236V39ZM251 38L253 39V40H251ZM21 39H23L22 41H21ZM53 39V40H52ZM101 39H103V40H101ZM147 41H146V40ZM164 39V40H163ZM166 39V40H165ZM169 39V40H168ZM202 39V40H201ZM230 39V40H229ZM233 39V40H232ZM240 39V40H239ZM250 39V40H249ZM255 39H257V40H255ZM46 40V41H45ZM51 40V41H50ZM75 40V41H74ZM123 40V41H122ZM125 40V41H124ZM131 40V41H130ZM158 40V41H157ZM214 40V41H213ZM216 40H218V41H216ZM220 40H221V42H220ZM224 40H226V41H224ZM229 40V41H228ZM235 40V41H234ZM245 40H247V41H245ZM62 41V42H61ZM136 41H137V43H136ZM144 41V42H143ZM156 41V42H155ZM161 41V42H160ZM166 41V42H165ZM188 43H187V42ZM233 41V42H232ZM237 41H239V42H237ZM243 41V43H241ZM252 41V42H251ZM262 41H263V47L262 46H260V45H262ZM23 42V43H22ZM51 42V43H50ZM64 42V43H63ZM87 42V43H86ZM104 42V44H102ZM123 42V43H122ZM148 42V43H147ZM171 42V43H170ZM197 44H196V43ZM206 42V43H205ZM217 42V43H216ZM231 42L233 43V44H231ZM234 42H235V44H234ZM247 42V44H249V45H251V46H253V47H251V48H253V50H255L254 52H257L256 51V49H260L261 48V51L259 52L258 51V54H256V53H252L251 55H253L254 54V56L255 57H251L252 59H254V61H252V59L251 58H247V61H245L244 63L242 62V63H240L239 65L237 64H230V65H228L227 63L228 62H226V60L225 59H227L228 58V56H231L232 55V51H234V50H237L238 48H240L241 46H242V44L244 45L245 43ZM255 42H257V43H255ZM261 43L260 45H259V43ZM35 43H36V45H35ZM88 43H90V44H88ZM147 43V44H146ZM182 43V44H181ZM191 43V44H190ZM193 43H195L194 45H193ZM199 43H201L200 45H203V44H205V45H208V46H210V47H214V48H217V47H215V46H218V49H220L221 47H222V45H224V47H222L221 48V52H222V50L224 51V52H220V51H217V53L218 54H225L224 56L226 57L225 59H221L222 61V63L220 64V60H216V58H214V61H215V63H213L214 61L213 60H211L210 61V63L209 62H206L205 64H204V62L203 61H201L202 62V65H201V62H198L199 63V66L200 67H198L197 65H198V63H197V61L195 60V59H192V60H190L191 59V56L189 55V53H191V51L188 49V47H190L191 45H192V48H195V47H198L197 45H199ZM226 43L227 44H229V45H231V46H235V47H233V49H232V51H231V46H230V48H229V45L228 46H226ZM236 43H237V45L239 46V47H237V45H236ZM98 44H100V45H98ZM126 44V45H125ZM140 44V45H139ZM156 45V46H154V45ZM162 44V45H161ZM190 44V46H188ZM214 44V45H213ZM247 44H245V45H247ZM253 44V45H252ZM254 44H256V45H254ZM258 44V45H257ZM20 45V46H19ZM38 45V46H37ZM49 45H50V47H49ZM61 45V46H60ZM65 45V46H64ZM93 45H94V47H93ZM116 45V46H115ZM133 45V46H132ZM139 45V46H138ZM159 45V46H158ZM169 45V46H168ZM196 45V46H195ZM54 46V47H53ZM56 46V47H55ZM64 46V47H63ZM84 46V47H83ZM87 46V47H86ZM102 46V47H101ZM117 46L119 47V48H121V49H119V48H117ZM129 46V47H128ZM142 46H144V49H143V47ZM188 46V47H187ZM193 46H195V47H193ZM254 46H259V47H254ZM59 47V48H58ZM89 47V48H88ZM171 47V48H170ZM180 47V48H179ZM187 47V48H186ZM237 47V48H236ZM42 48V49H41ZM44 48V49H43ZM62 48V49H61ZM91 48H95V49H97L98 50V52H97V50H93L94 52H90V49ZM101 50H100V49ZM123 48V49H122ZM142 48V49H141ZM169 48V49H168ZM175 48V49H174ZM178 49V51H179V49H181V48H185L184 50V52L186 53L187 52V55H189L190 56V58H189V60L187 59V60H185L184 61V67H188V68H190L191 67V69H188V68H186L187 70H188V72H184V73H182L183 75H181V72L179 73V71L177 72V73H179L180 74V77L178 76V74H177V76L178 77H176V78H173V76L172 75H168V77H167V75H165V74H167V73H165V72H163L160 68H159V65L164 61L163 59H164V57L163 56H165L166 54L167 55H169V53H170V55L169 56H171L172 57V55H173V53H175V52H177V51H175V50H177ZM191 48V50H193ZM226 48V49H225ZM246 48H248V46L246 47ZM255 48V49H254ZM41 49V50H40ZM76 49H78V50H76ZM88 51H87V50ZM112 49V50H111ZM116 49H117V51H116ZM119 49V50H118ZM136 49V50H135ZM140 49V50H139ZM227 49H229V52H230V54L228 53V50ZM43 50H44V52H43ZM53 50V51H52ZM75 50V51H74ZM121 50V51H120ZM227 52H226V51ZM62 51V52H61ZM63 51H64V53H63ZM71 51V52H70ZM83 53H82V52ZM90 52V53H87L86 55H83V56H80V57H78V58H75V60H74V58H73V60L71 59V56L72 57H74L73 55H79V54H84V52ZM92 51V50H91ZM106 51V52H105ZM110 51V52H109ZM153 51V52H152ZM40 52V53H39ZM68 52V53H67ZM79 52V53H78ZM107 52H108V55H107ZM114 52V53H113ZM146 52V53H145ZM155 52V53H154ZM166 52V53H165ZM263 52V53H262ZM36 53H38V54H36ZM97 53V54H96ZM118 53V54H117ZM141 53V54H140ZM143 53V54H142ZM152 54V56H154L153 58H150V59H148L146 56L147 55H149V54ZM184 53V54H185ZM228 53V54H227ZM262 53V54H261ZM43 54V55H42ZM46 54V55H45ZM53 54V55H52ZM96 54V55H95ZM139 54V55H138ZM157 54H162L163 56H160V55H157ZM192 54H193V52H192ZM196 54V53H195ZM194 54V55H195ZM25 55V56H24ZM38 55V56H37ZM68 55H70V56H68ZM88 55V56H87ZM135 55V56H134ZM136 55L137 56H139L138 57V60L139 59H141V60H139V62H138V60H137V58H136ZM144 55V56H143ZM157 55V56H156ZM175 55V54H174ZM173 55V56H174ZM193 55V56H194ZM37 56V57H36ZM47 56V57H46ZM60 56V57H59ZM67 56H68V58H67ZM90 56V57H89ZM159 56V59L157 58ZM262 56V57H261ZM20 58V59H18V58ZM25 57V58H24ZM57 57V58H56ZM62 57H65V59H69V61H67V60H65L64 58H63V60L61 59ZM70 57V58H69ZM83 59H82V58ZM128 57L130 58V57H135V59L137 60V61H135L136 63H135V65H134V63H133V65L131 64V67H132V69L131 70H129V69H127V67L128 66H130V64H128V65H120L119 67H120V71L122 70H124V69H126V70H128V72L127 71H123V72H121L120 73V71H119V67L117 68L116 66H117V64L114 66V65H112V63H113V60H121V59H123V60H128ZM145 58V59H142V58ZM163 57V58H162ZM27 58H29L28 60H27ZM40 58V59H39ZM42 58H47V59H42ZM127 58V59H126ZM258 58V59H257ZM15 59H17V60H15ZM25 59V60H24ZM56 59V60H55ZM59 59H60V61H64L65 60V62H63V63H60L59 64ZM148 59V60H147ZM158 59V60H157ZM197 59V58H196ZM263 59V60H262ZM12 60V61H11ZM25 61V62H23V61ZM38 60V61H37ZM55 61V62H58L57 64H55V62H53V61ZM85 60V61H84ZM145 61V64L143 63L144 61ZM160 60V61H159ZM163 60V61H162ZM250 60V61H249ZM16 61H17V63H16ZM33 61V62H32ZM40 61V62H39ZM51 61L54 63H52L53 65H52V67H55V68H53V69H55V70H53V69H51L52 67H50V68H46V70L44 69V70H42L41 71V73H40V75L39 74H36L35 72H37L38 73V70H37V67H39V65H40V67L41 66H43V64L46 66V64L47 63H51ZM71 61V62H70ZM73 61V62H72ZM122 61V60H121ZM146 61H147V63H146ZM157 61V62H156ZM186 61H188V62H186ZM190 61H196L195 63L196 64H193V65H190V64H192ZM219 61V62H218ZM225 61V62H224ZM29 62V63H28ZM35 62V63H34ZM75 62V63H74ZM137 62H138V64H137ZM159 62V63H158ZM161 62V63H160ZM186 62V63H185ZM213 64H212V63ZM247 62H250V63H247ZM10 63V64H9ZM20 63V64H19ZM32 63V64H31ZM46 63V64H45ZM111 63V64H110ZM142 63V64H141ZM157 63H158V67H154V66H157ZM190 63V64H189ZM218 63V64H217ZM226 63V64H225ZM252 63V64H251ZM254 63H255V66H254ZM63 64H64V66H63ZM70 64H71V66H70ZM84 66H83V65ZM109 64H110V66H109ZM144 64V65H143ZM185 64H186V66H185ZM187 64H188V66H187ZM204 64V65H203ZM245 65V66H243V65ZM262 64V65H261ZM16 65H18V66H16ZM27 65V66H26ZM33 65H35V66H33ZM48 65V64H47ZM59 67H58V66ZM67 65V66H66ZM77 65V66H76ZM81 65V66H80ZM108 65V66H107ZM148 65V66H147ZM216 65V66H215ZM220 65V66H219ZM248 65V66H247ZM249 65H250V68H249ZM257 65H259V67L257 66ZM14 66H16V68L14 67ZM29 66V67H28ZM111 66H113L114 68H116V69H118V70H114V68H112ZM125 66V67H124ZM127 66V67H126ZM135 66V67H134ZM141 66H143L142 68L143 69H141ZM152 66H153V68H152ZM195 68H194V67ZM211 66V67H210ZM215 66V67H214ZM225 66V67H224ZM261 66H263V67H261ZM7 67V71H4V72H2L5 68ZM32 67V68H31ZM36 68V69H34V68ZM56 67H57V69H56ZM69 67V68H68ZM83 67H85V68H83ZM134 67V68H133ZM139 68V71L137 70L136 71V69H138ZM184 67H183V69H182V71H184ZM213 67V68H212ZM233 67V68H232ZM236 67V68H235ZM245 67V68H244ZM253 67V68H252ZM260 67H261V69H260ZM2 68H4V69H2ZM106 68V69H105ZM112 68V69H111ZM123 68V69H122ZM136 68V69H135ZM192 68H194L193 70H192ZM263 68V69H262ZM9 69V70H8ZM26 69V70H25ZM30 69V70H29ZM62 69V70H61ZM134 69V74H133V72H132V70ZM148 69V70H147ZM185 69V70H186ZM216 69V70H215ZM251 69V70H250ZM254 69V70H253ZM258 69V70H257ZM18 70V71H17ZM32 70H34V71H32ZM36 70V71H35ZM50 70V71H49ZM71 70V71H70ZM77 70L79 71V70H82V71H84V73L86 74H83V75H81V76H79V75H76L77 77H78V79L76 78V76L74 75V73L76 74L77 73ZM97 70V71H96ZM98 70H99V72H98ZM112 70V71H111ZM114 70V71H113ZM159 70H161V71H159ZM189 70H192L191 72L189 71ZM213 70V71H212ZM215 70V71H214ZM236 70L238 71V72H236ZM242 70V72H240ZM246 70H247V72H246ZM255 70H256V73L258 74V73H260V75H258V76H260V77H258L257 76V74L255 73ZM259 70H261L260 72H259ZM12 71V72H11ZM31 73H30V72ZM47 71V72H46ZM55 71H56V73H55ZM64 71V72H63ZM116 71V72H115ZM119 72V75H118V72ZM136 71V72H135ZM141 71V72H140ZM143 71V72H142ZM181 71V70H180ZM212 71V72H211ZM219 71V75H218V73H216V72H218ZM233 71H235V72H233ZM244 71V72H243ZM252 71H254V72H252ZM258 71V72H257ZM17 72V73H16ZM22 72V73H21ZM29 72V73H28ZM44 72H45V74H44ZM95 72L97 73L96 75H95ZM112 72V73H111ZM132 72V73H131ZM163 72V73H162ZM197 72V73H196ZM209 72V73H208ZM222 72L224 73V74H228V73H230V72H232L231 74L233 75V73H234V78H233V80H229V79H227L226 77H224V76H222V75H224V74H222ZM252 72V74H253V76H245L246 74H250ZM10 73H12V74H10ZM20 73V74H19ZM33 73V74H32ZM58 73V74H57ZM108 73V74H107ZM128 73V74H127ZM133 74L132 76H131V74ZM155 73V74H154ZM159 73V74H158ZM190 73V74H189ZM215 73V74H214ZM238 73H240L239 74V76H238ZM262 73V74H261ZM14 74V75H13ZM18 74V75H17ZM22 74H24V75H22ZM28 75V76H25V75ZM114 74V75H113ZM126 74V75H125ZM161 74V75H160ZM222 74V75H221ZM251 74V75H252ZM13 75V76H12ZM22 75V76H21ZM33 75V76H32ZM67 75V76H66ZM69 75H71V76H73V77H75L73 80H72V83H71V81L69 82V83H71V85H69L68 83H67V85H66V87H64V89L62 90V89H60L59 90V94H58V92H53V87L54 86H56V83L57 84H59L60 82H61V80L63 81L64 79H66L67 77H69ZM94 75V76H93ZM123 75V76H122ZM138 75L140 76V77H138ZM241 75L245 78V80H244V83L242 82L241 83V81H243V77H241ZM255 75H256V77H255ZM16 78H15V77ZM19 76H20V78H19ZM25 76V77H24ZM55 76V77H54ZM62 76V77H61ZM124 76H126V77H124ZM129 76H131V77H129ZM135 77V78H133L132 79V77ZM159 76H163V77H159ZM172 76V77H171ZM210 76V77H209ZM213 76V77H212ZM218 76H220V78L218 77ZM14 77V78H13ZM18 77V78H17ZM22 77H24V78H22ZM32 77V78H31ZM33 77H35V79L33 78ZM40 77V78H39ZM49 79H48V78ZM54 77V78H53ZM60 77V78H59ZM96 77V78H95ZM107 77H108V79L109 80H112V81H109V80H107ZM183 77V78H182ZM218 77V79H221V81L219 80V81H216L217 83L215 84H213L214 85V90L213 91H217V90H215V89H218L219 91H223V94H222V92H216V93H219V94H216L215 95V92L213 93V97H212V99H209V105L210 104H212V106H213V104H215V103H217V100H220V99H218V97H220V98H222L220 101H218V102H220V103H223V102H226V100L227 101H229V102H236V103H238L237 105H240V107L239 106H235L236 104H232V103H229V102H226L225 104L226 105H229L230 107L233 105L234 107H235V109L238 107L239 108V111L241 110V113H239V111L236 109H234V108H232L231 107V111L232 110H235L236 111V113L238 114H243L242 116L245 118V120H243V119H241V115H240V119L239 118H237V117H235V118H233V119H239V120H233L232 119V124H231V122H229L228 124H231V125H229L228 126V124L227 125H224V127L226 128H224L223 127V130L225 129V132H223V134L225 133V135H224V139L225 140H222L223 142H220V144L222 143V144H227L228 143V146H229V144H230V146L232 147V146H235L238 150L240 149V148H243L242 146H244L245 148H244V150H247V148L249 147V149L247 150V152L249 151V152H252V151H254V153L252 154V153H249V155L251 156V158L249 157L248 158V160H247V162H244L243 164H240L239 163V165L238 164H236V165H238L237 167H236V165H235V175L238 177V176H240V177H243L244 179H247V181H253L252 179H254V181H255V178L257 177V174H258V177H260V175H261V178H263V179H260L259 178V181L260 182H256L255 184L258 186V188H257V186H255L254 184H253V182H247L246 180H244L243 178V184L240 182V181H238V182H240V183H238V182H236L237 180L236 179H232L231 180V178L230 179H226L227 181H230V183L229 182H227V181H225L224 183L223 182H221L222 180H218V181H214V180H212V181H214V182H212L211 181V183H214L213 185H211L209 182L210 181H207V180H205V181H207L206 183H204L205 181H204V179H203V183H202V179H200V180H198V178L196 179V180H198V181H196L195 180V182L193 181L194 179H192L193 177H194V175L192 174V173H188V171H186V170H179V172L181 171V174L180 173H175L176 172V169H173V168H168L169 169V171H168V169L166 170H164V171H162V169H160L159 167H157V166H159V164H158V160H156L158 157V159H161V157H162V159H165V157L168 155V153L170 154V155H168V157H166L167 159H173L174 157L175 158H180L182 155V157H184L185 156V158H187V156L186 155H194V158L196 159V157L195 156H197V158H198V155H200L202 152H203V154H206L207 153V150L209 149V148H211V147H213L212 146V142L211 141H209V143H211V144H209L208 143V141H206V143H205V140H201L200 138H203V137H201L200 136V134L202 133H204L205 131H206V133L207 134H201L202 136H204V135H208V131H209V134L212 132V131H210V130H212V129H214V128H211V129H207V130H205V131H203V132H201L200 134L199 133H197L196 135V137H195V135H193V134H195V132L192 134L191 133V135H189V134H185L184 135V133L182 134V132H183V128H184V130H185V128H187V127H185V126H188L190 123V121H192V120H189L193 115H196L197 114V112L196 111H200V112H202L204 109H205V107H202L203 105H204V103H202V102H199V101H197L196 100V98L195 97H193L192 98V96L190 97L189 95H190V89H191V86H193L192 88H194V89H197L198 87H199V89H197L196 91L198 92V91H202V89H204V87L203 86H206V84H207V81H209V79L211 78V79H213V78H217ZM222 77H224V79H227V80H222L223 78ZM249 77V78H248ZM254 77V78H253ZM12 78V79H11ZM27 78V79H26ZM37 78V79H36ZM39 78V79H38ZM101 78V79H100ZM123 78V79H122ZM127 80H126V79ZM131 78V79H130ZM140 78V79H139ZM157 78V79H156ZM162 78V79H161ZM173 78V79H172ZM178 78H180V79H178ZM246 78H247V80H246ZM250 78H252V80H250ZM9 79H11V80H9ZM16 81H15V80ZM24 79V80H23ZM25 79H26V82H27V80H28V84H26V82H25ZM60 79V80H59ZM100 79V80H99ZM117 79V80H116ZM194 79V80H193ZM197 79H199V80H197ZM210 79V80H211ZM241 79V80H240ZM249 79V80H248ZM17 80L18 81H21L23 84V87L24 88H22V90H21V92H19L18 94H14V93H10V92H8V91H12L13 90V87H14V85L15 84H13V83H16L17 82ZM81 80V81H80ZM83 80V81H82ZM95 80H96V82H95ZM104 80V81H103ZM123 80V81H122ZM128 80H130V81H128ZM136 80V81H135ZM154 80V81H153ZM167 80V81H166ZM204 80H206V81H204ZM228 80L229 81H231V82H228ZM238 80H240L239 82H238ZM10 81V82H9ZM12 81V82H11ZM24 81V82H23ZM33 81H34V83H33ZM108 81V82H107ZM115 81V82H114ZM117 81V82H116ZM126 81V83H124ZM129 83H128V82ZM139 81V82H138ZM143 81V82H142ZM159 81V82H158ZM184 81V82H183ZM199 81V82H198ZM224 83H223V82ZM233 81V82H232ZM255 81V80H254ZM31 82V83H30ZM53 82V83H52ZM76 82V83H75ZM78 82H80V83H78ZM86 82V83H85ZM95 82V83H94ZM160 82L161 83H163L162 84V86L161 85H159L160 84ZM192 82V83H191ZM197 82V83H196ZM206 82V83H205ZM220 82V83H219ZM222 82V83H221ZM235 82H237V83H235ZM246 82V83H245ZM247 82H250V83H248V85L249 84H251V85H249V86H252V85H254V83H255V85L256 86H252V88L253 87H255V89L253 88H249V86H247ZM251 82H253V84L251 83ZM74 83V84H73ZM92 83V84H91ZM112 83V84H111ZM132 83V84H131ZM134 83V84H133ZM139 83V84H138ZM142 83L145 85H142ZM195 83V84H194ZM209 83V82H208ZM228 83V84H227ZM235 83V84H234ZM12 84V85H11ZM24 84H25V86H24ZM34 84V85H33ZM55 84V85H54ZM72 84H73V86H72ZM91 84V85H90ZM95 84V85H94ZM111 84V85H110ZM120 84V85H119ZM122 84V85H121ZM138 84V85H137ZM141 84V85H140ZM157 84V85H156ZM171 84V85H170ZM179 84V85H178ZM199 84V85H198ZM219 86H218V85ZM232 84H234V86L232 85ZM239 84V85H238ZM244 84H245V86H244ZM100 85V86H99ZM113 85V86H112ZM128 86V87H125V86ZM132 85H134V87L132 86ZM149 87H151V89L150 88H148V86ZM189 85V86H188ZM213 85H211V86H213ZM230 85H231V88H228V87H230ZM240 85H242L243 86V88L247 91L246 93L248 94H244L245 93V90L243 89V90H241V88H240ZM258 85V86H257ZM72 87V88H69V87ZM96 86V87H95ZM111 86H112V88H111ZM130 86V87H129ZM142 86V87H141ZM144 86V87H143ZM156 86V87H155ZM159 86V87H158ZM163 86H165V87H163ZM203 88H202V87ZM218 86V87H217ZM235 86L239 89V90H236V91H234L235 89H237V88H235ZM52 87V88H51ZM89 87V88H88ZM103 87V88H102ZM118 87V88H117ZM136 87V88H135ZM138 87H140L141 89L142 88H144L142 91L143 92H145V89L146 90H148V93H147V91H146V93H147V95H146V93L144 94L143 92H141V93H143L142 94V96H144L145 98H146V100L147 99H149V98H152V99H150L152 102H154L155 103V107H153L154 106V103L153 104H151L150 105V103L148 102V107H146L147 106V102H146V100L144 99V97H143V99L142 98H140L141 100H140V102H139V100H135V101H133L132 102V104H131V101H132V99H134L133 98V95H132V97H131V95L130 94H133V91H134V93H136L135 95H136V97H142L141 96V93L139 92V89H137ZM145 87H147V88H145ZM163 87V88H162ZM186 87H188V88H190V89H188V88H186ZM220 87V88H219ZM232 87H233V89H232ZM248 87V88H247ZM34 88V89H33ZM65 88L67 89V88H69L68 90L70 91V93L68 92V90H66L67 92H65L64 90H65ZM91 88V89H90ZM128 88H130V89H128ZM155 88H158V90H159V92H157V89H155ZM164 88H165V90H164ZM184 89V91L185 90H189L188 92L186 91V94H185V92L183 91V89ZM202 88V89H201ZM225 88H226V90H225ZM256 88L259 90V91H257L256 90ZM9 89H11V90H9ZM31 89V90H30ZM47 89H49V90H47ZM50 89L52 90V92L50 91ZM126 89V90H125ZM128 89V90H127ZM138 90L137 92L135 91V90ZM155 89V90H154ZM168 89H170L173 93H171V91L169 92V90ZM177 89V90H176ZM182 89V90H181ZM193 89V90H194ZM221 89V90H220ZM231 89L235 92V95H237L238 94V92H239V94H240V96L239 95H237V96H235L234 95V93H233V91H231ZM249 89H252V91L250 90V91H248ZM6 90H8V91H6ZM41 90V91H40ZM72 90V91H71ZM115 90V91H114ZM119 90V91H118ZM121 90V91H120ZM154 90V91H153ZM162 90H164L163 92H162ZM168 90V91H167ZM175 90V91H174ZM182 92H184V93H182ZM228 90H229V92H231V93H228ZM29 91V92H28ZM42 91H44V93L42 92ZM48 93H47V92ZM62 91H64V93H62ZM74 91V92H73ZM81 91V92H80ZM99 93H98V92ZM111 91V92H110ZM130 91V94L128 93ZM141 91V90H140ZM158 93H156V92ZM167 91V92H166ZM195 90L194 91H192V92H194V93H192V94H194V96H196L198 93H196L195 94V92H196ZM225 91H227V92H225ZM244 91V93L242 94V92ZM255 91H257V93L255 94L254 92ZM42 92V93H41ZM73 92V93H72ZM105 92V93H104ZM160 92L161 93H163V94H160ZM169 92V93H168ZM178 92V93H177ZM179 92H180V94L181 95H179ZM252 92H253V96H252ZM259 92H261V93H259ZM9 93V94H8ZM27 93H29V94H27ZM37 93V94H36ZM72 93V94H71ZM93 93V94H92ZM106 93H107V95H106ZM112 93V94H111ZM126 93H128V95H130V96H127V97H129L130 99H128L127 97H126ZM139 93V95L137 96V94ZM178 94L177 95V97H173L172 95L173 94ZM212 93V92H211ZM11 94H13V95H11ZM26 94V95H25ZM38 94H44V95H38ZM46 94H47V96H46ZM56 96H55V95ZM62 96H61V95ZM79 94V95H78ZM160 94V95H159ZM166 94V95H165ZM263 94V95H262ZM11 96V97H13V98H9V97H7V96ZM23 95V96H22ZM34 95V96H33ZM36 95V96H35ZM50 95V96H49ZM53 95V99L51 100V96ZM64 95H65V98H63L64 97ZM67 95V96H66ZM83 95H84V97H83ZM93 95H94V97H93ZM99 95V96H98ZM106 95V96H105ZM122 97H121V96ZM125 95V97H123ZM134 95V96H135ZM148 96V97H146V96ZM151 95V96H150ZM155 95H156V97H155ZM165 95V96H164ZM168 95H169V97H168ZM170 95H171V97H170ZM184 95V96H183ZM186 95H188L189 97H190V100H189V97H186ZM214 95H215V97L216 98H214ZM232 95V97H230ZM242 95H244L243 97L244 98H242ZM258 95V96H257ZM21 96V97H20ZM30 96V97H29ZM50 97V99H49V97ZM58 96V97H57ZM81 96V97H80ZM103 96V97H102ZM153 96V97H152ZM161 96H162V98H161ZM163 96H164V98H163ZM167 96V97H166ZM181 96H182V99H180L181 98ZM237 97L238 99H239V97L240 98H242L243 100H239L238 101V99H237V101L236 100H234V99H236L235 97ZM247 96V97H246ZM6 97V98H5ZM33 97V98H32ZM44 97V98H43ZM48 97V98H47ZM62 98V100H60V101H58V99L59 98ZM69 97V98H68ZM76 97V98H75ZM87 97V98H86ZM100 97V98H99ZM107 97V99H105ZM116 97V98H115ZM159 97V98H158ZM246 97V98H245ZM30 98V99H29ZM54 98H58L57 100L56 99H54ZM78 98V99H77ZM99 98V99H98ZM112 98H114V99H112ZM119 98H122V100L123 101H125L126 99V103L124 102L123 103V101L121 100V102H120V99ZM124 98H125V100H124ZM175 98L178 100H175ZM184 98V99H183ZM185 98H187V99H185ZM214 98V99H213ZM249 98V99H248ZM255 98V99H254ZM34 99V100H33ZM44 99H45V101L47 102V104H48V102H49V105H47L46 104V102L44 101ZM50 100V101H47V100ZM63 99H65V101L63 100ZM72 99V100H71ZM81 99V100H80ZM88 99V100H87ZM94 99V100H93ZM101 99V100H100ZM119 99V100H118ZM154 99V100H153ZM170 100V99H173L174 101L172 102L171 101V103H173L172 105H174V106H172L171 104V106L172 107H175V102L177 103L176 104V107H177V109H178V107L180 106L181 108L180 109H176V107L174 108V110H172L171 108L172 107H170V105L168 106V105H166V107L164 106V111L166 112V113H168V114H166L165 112H163L161 109H159L158 110V108H162V107H158V105L159 104H161V102L162 103H164V102H166L165 100ZM191 99H192V101H191ZM194 99V100H193ZM217 99V100H216ZM232 99H233V101H232ZM246 99V100H245ZM252 99V100H251ZM259 99V100H258ZM261 99V100H260ZM263 99V100H262ZM30 100H32L33 102H30ZM56 100V101H55ZM67 100V101H66ZM79 100V101H78ZM108 100V101H107ZM114 100H115V102L116 103H118V105L114 102ZM163 100V101H162ZM179 100H180V102H182L181 104H180V102H179ZM215 100V102H211V101H214ZM225 100V101H224ZM57 101H58V103H57ZM64 101V103H62V102ZM74 101V102H73ZM76 101V102H75ZM119 101V102H118ZM130 101V102H129ZM142 101V102H141ZM144 101V102H143ZM157 101H159V102H157ZM193 101H195V102H193ZM242 101V103H244V104H239V102H241ZM6 102V103H7ZM35 102V103H34ZM41 102V103H40ZM43 102V103H42ZM44 102H45V104H44ZM56 102V103H55ZM85 102V103H84ZM94 102V103H93ZM111 102V103H110ZM113 102H114V105H111V104H113ZM157 102V103H156ZM178 102H179V105H178ZM193 102V103H192ZM200 103V106H198L199 105V103ZM259 102V103H258ZM23 103V102H22ZM29 103L31 104V103H33V104H31V105H29ZM37 103V104H36ZM40 103V104H39ZM65 103H66V106H65ZM90 103V104H89ZM102 103V104H101ZM108 103H110V104H108ZM123 105H122V104ZM128 103H130V104H128ZM135 105H134V104ZM138 103V104H137ZM140 103H142V104H140ZM145 103V104H144ZM194 103H198L197 105H195L194 106ZM227 103H229V104H227ZM256 103H257V105H256ZM261 103V104H260ZM26 104V103H25ZM59 104V105H58ZM74 106H73V105ZM80 104V105H79ZM105 104V105H104ZM116 104V105H115ZM120 104V105H119ZM126 104H128V105H126ZM141 106H140V105ZM158 104V105H157ZM184 104V105H183ZM224 104V103H223ZM246 104V105H245ZM252 104V106H250ZM260 104V105H259ZM33 105V106H32ZM36 107H35V106ZM39 105V106H38ZM44 105V106H43ZM52 105H53V107H55V108H53L52 107ZM61 105H63V106H61ZM94 105H100L99 106V108H98V106H97V108H96V106H94ZM104 105V106H103ZM110 105V106H109ZM124 105H126V106H124ZM137 105V106H136ZM146 105V106H145ZM157 105V106H156ZM191 105V106H190ZM259 105V106H258ZM264 105V104H263ZM1 106V105H0ZM31 106V108H29V107ZM38 106V107H37ZM42 106V107H41ZM50 108H49V107ZM57 106H58V109L60 108H62L63 107V110L66 108V110H64V112L62 113V109L60 110L59 109V111H61V113L63 114H61L58 110H57ZM61 106V107H60ZM73 106V107H72ZM83 106V107H82ZM114 106H116V108L114 107ZM138 106H140V108L138 107ZM184 106V107H183ZM205 106V105H204ZM242 106H245L244 107V109H246V111H244V109H243V107ZM26 107H28L29 108V110L30 109H32V110H34V107H35V110H36V112H34L33 111V114L31 115L30 113H32V111L30 110H28V109H26ZM33 107V108H32ZM39 107H41V108H39ZM96 108V110H93V109H95ZM102 107V108H101ZM105 107V108H104ZM123 109H122V108ZM137 109H136V108ZM153 107V108H152ZM158 107V108H157ZM185 107H186V109L188 110H186L185 109ZM196 107V108H195ZM202 107V108H204V109H200V108ZM241 107H242V109H241ZM249 107H250V109H249ZM44 108H46L45 110H44ZM70 108V109H69ZM87 108V109H86ZM102 110H101V109ZM115 108V109H114ZM121 108V109H120ZM152 108V109H151ZM166 108H169V109H166ZM184 108V109H183ZM192 108V109H191ZM196 110H195V109ZM197 108H199V110L197 109ZM52 110V114L50 113V110ZM58 111H56V110ZM77 112V111H79V112H75L74 110ZM77 109V110H76ZM86 109V110H85ZM106 109V110H105ZM136 109V110H135ZM142 109V110H141ZM149 109V110H148ZM154 109V110H153ZM163 109V108H162ZM191 109V110H190ZM193 109H194V113H196V114H194L193 113ZM25 110H27V111H25ZM48 110V111H47ZM70 112H68V111ZM81 110V111H80ZM88 110V111H87ZM93 110V111H92ZM97 110H99L100 111V113L98 114V112L99 111H97ZM105 110V111H104ZM124 112H123V111ZM145 110V111H144ZM156 110V112H154ZM158 110V111H157ZM167 110L168 111H170V113L169 112H167ZM181 110V111H180ZM186 111V112H184V111ZM54 111H56V112H54ZM83 111V112H82ZM90 111V112H89ZM97 113H96V112ZM107 111V112H106ZM138 111V113H136ZM141 111V112H140ZM147 111H149V112H147ZM171 111H172V113H171ZM177 111V112H176ZM234 111V112H235ZM238 111V112H237ZM44 112V113H43ZM85 112V113H84ZM86 112L89 114H91L92 115V117L90 116V114L88 115H86V116H88L87 118L84 116L85 114H86ZM101 112H102V114H101ZM120 112V113H119ZM129 112V113H128ZM144 112V113H143ZM158 112V113H157ZM159 112H160V114H159ZM183 112H184V114H185V116L188 114V115H190L191 117L189 118L188 116H186V118H185V116H184V114H183ZM190 112V113H189ZM191 112H192V115H191ZM200 112H198V114L200 113ZM244 112H245V114H244ZM21 113H25V114H21ZM34 113H37V115L36 114H34ZM47 113H49V114H47ZM56 113V114H55ZM59 115H58V114ZM65 113V114H64ZM92 113H96L97 114V116H95L94 115V117H93V114ZM113 113V114H112ZM133 113V114H132ZM164 113V114H163ZM176 113V114H175ZM177 113H179V114H177ZM187 113V114H186ZM249 115V118L248 119H250L251 120V118L253 117V120L252 121H250V120H248L247 119V117H246V115L247 114ZM31 115V117L29 116V115ZM55 114V115H54ZM73 114V115H72ZM77 114V115H76ZM82 115V117L84 118H80L81 117V115ZM108 114V115H107ZM125 114V115H124ZM143 114V115H142ZM158 114H159V116H158ZM166 114V115H165ZM197 114V115H198ZM252 114V115H251ZM25 115H27V117L29 116V118H26V119H24L26 116ZM33 115H35L34 117H33ZM103 115V116H102ZM136 115V116H135ZM139 115V116H138ZM146 115V116H145ZM154 115V116H153ZM162 115V116H161ZM251 115V116H250ZM24 116V117H23ZM52 116V117H51ZM62 116V117H61ZM112 116V117H111ZM124 116V117H123ZM130 116V117H129ZM160 116H161V118H160ZM167 116V117H166ZM262 116H263V118H262ZM75 117V118H74ZM77 117H79V119H80V121H82L83 120V122H79V121H76L78 118ZM93 120V123H91L90 121H92V120H90V118ZM101 117V118H100ZM146 117V118H145ZM173 117V118H172ZM175 117H177V118H175ZM182 117V118H181ZM184 117V118H183ZM239 117V116H238ZM44 118V119H43ZM47 118V119H46ZM58 118V119H57ZM62 118V119H61ZM69 118V119H68ZM75 119L74 120V122H70V119ZM96 118H99V119H96ZM118 118V119H117ZM129 118V119H128ZM164 118V119H163ZM169 118V119H168ZM172 118V119H171ZM187 118H189L188 120H186ZM17 119H15V120H17ZM28 119V120H27ZM39 119V120H38ZM60 119V120H59ZM68 119V120H67ZM82 119V120H81ZM86 119V120H85ZM87 119H88V121H87ZM94 119H96V120H94ZM113 119V120H112ZM123 119V120H122ZM128 119V120H127ZM134 121H133V120ZM139 119V120H138ZM174 119V120H173ZM187 121H185V120ZM255 119H257V120H255ZM260 119V120H259ZM21 120H23V121H21ZM39 122H38V121ZM42 120V121H41ZM43 120H44V122H43ZM53 120V121H52ZM57 120H59V121H57ZM73 120H71V121H73ZM104 120V121H103ZM116 120H117V122H116ZM136 120V121H135ZM141 120V121H140ZM146 120H148V121H146ZM154 120V121H153ZM158 120V121H157ZM169 120H171L172 122H174L173 123V125L171 126V124H172V122L171 121H169ZM179 120H180V122H179ZM182 120V121H181ZM184 120V121H183ZM243 120V121H242ZM66 121V122H65ZM69 121V122H68ZM85 121L87 122V123H85ZM109 121V122H108ZM119 121H120V124H119ZM150 121H152V122H150ZM167 121L170 123L171 122V124H167ZM177 121L179 122L178 123V125H179V127H176V123H177ZM234 121H235V124H234ZM249 122V123H247L246 124V122ZM22 122V123H21ZM31 122H29V123H31ZM57 122V123H56ZM61 122V123H60ZM74 123L75 124V126L76 127H74V128H72L71 130H76L75 128H77V131H70V127L71 126H74V124H72V125H70L69 126V124L67 125L66 123ZM77 122H79V123H77ZM88 122H90L89 124H88ZM97 122V123H96ZM130 122V123H129ZM141 122V123H140ZM149 122V123H148ZM184 122H186L187 124H185ZM240 122V124H238ZM242 122V123H241ZM258 122V123H257ZM16 123V124H15ZM44 123V124H43ZM48 123V124H47ZM53 123V124H52ZM55 123V124H54ZM63 123V124H62ZM79 124H81V125H79V127H78V125ZM96 123V124H95ZM183 123V125H181ZM13 124V125H12ZM65 124V125H64ZM85 124H87V125H90V126H92V127H90V126H86V128H85V126L84 125ZM95 124V125H94ZM102 124V125H101ZM118 124H119V126H118ZM127 124H128V126H127ZM155 124V125H154ZM156 124L159 126V127H156ZM251 124V125H250ZM15 125H16V127H15ZM64 125V128H62V129H60L61 128V126H63ZM69 126V127H67V126ZM94 125V126H93ZM99 125V126H98ZM111 125H112V127H111ZM138 125V126H137ZM141 125V126H140ZM146 125V126H145ZM165 125H167V128H166V126ZM177 125V126H178ZM254 125V126H253ZM38 126V127H37ZM44 126V127H43ZM56 126H57V128H56ZM65 126H66V128L68 129V132L66 133V131H67V129L65 128ZM97 126V127H96ZM101 126V127H100ZM145 126V127H144ZM168 126H169V128H168ZM176 127V128H173V127ZM228 126V127H227ZM239 126V127H238ZM4 127V128H3ZM20 127V125L18 126V128ZM54 127V128H53ZM60 127V128H59ZM80 127H83V129L85 128V130H83L82 128H80ZM110 127H111V129H110ZM116 127V128H115ZM124 127V128H123ZM137 128V129H135V128ZM141 127V128H140ZM165 127V128H164ZM173 129H172V128ZM246 127H247V130H246ZM253 127V128H252ZM15 128V129H14ZM17 128V129H18ZM38 128V129H37ZM44 128H46V129H44ZM78 128H80V129H82V130H78ZM87 128H90V129H87ZM93 130H92V129ZM108 128V129H107ZM121 128V129H120ZM130 128V129H129ZM138 128H139V130H138ZM149 129V130H147V129ZM153 128V129H152ZM163 128V129H162ZM221 130H222V128L221 127H219ZM218 127H216V129H219ZM260 130H258V129ZM2 129V130H1ZM9 129V130H8ZM11 129H13L12 131H11ZM20 129V128H19ZM18 129V131H20ZM23 128L21 127V130H22ZM66 129V130H65ZM105 129H106V131H105ZM146 129V130H145ZM160 131H159V130ZM165 129H166V131H165ZM174 130V132L172 131V130ZM178 129V130H177ZM243 129V130H242ZM245 129V130H244ZM252 129V130H251ZM57 132H56V131ZM58 130H60V131H58ZM63 130V131H62ZM87 130V131H86ZM91 130V131H90ZM101 130V131H100ZM104 130V132H102ZM113 130V131H112ZM115 130H116V132H115ZM118 130H120V131H118ZM125 130V131H124ZM133 130V131H132ZM155 130H158V131H155ZM170 130H171V132H170ZM182 130V131H181ZM222 130V131H223ZM228 130H229V132H228ZM250 132H249V131ZM63 133H62V132ZM79 131H81V132H79ZM107 131H108V133H107ZM122 131V132H121ZM139 131V132H138ZM162 131H164L165 132V134L166 135H168V133H171V134H173L174 133V139H173V135H172V139H171V144L172 143H174V145L172 144H170V143H168V142H166L165 143V141H164V143H165V145H162L161 144V139H160V142L158 141L159 139L158 138H160L162 135H165L164 134V132H163V134H162ZM177 131V132H176ZM180 131V132H179ZM214 132H215V129L213 130ZM217 131H219V132H222V131H220V130H217ZM232 131V132H231ZM262 131V132H261ZM14 132H16V131H14ZM21 132V131H20ZM23 133H24V135L23 134H20V135H23L22 136V138H24V139H22L20 136V138H21V140L20 139H17V138H19L18 136H16V138H15V140L12 142L13 143V148L15 147V149H19L18 147H20V150H23V149H25V151L26 150H28L29 149V145L31 144V143H33L34 142V140L31 138V137H29V135H27L25 132H24V129H23V131H22ZM35 132V133H34ZM41 134H40V133ZM54 132H55V134H57V135H55L54 134ZM70 132V133H69ZM73 134H72V133ZM144 132V133H143ZM146 132V133H145ZM156 132H157V134H156ZM161 132V133H160ZM240 132V133H239ZM244 132H246V133H244ZM255 132V133H254ZM44 133H45V135H44ZM58 133H60V135L58 134ZM62 133V134H61ZM83 133H85V134H83ZM111 133H114L115 135L114 136H116V138L114 137V139L112 138L113 137V134H112V137L111 136H109V135H111ZM118 133L120 134L119 136H118ZM123 133V134H122ZM125 133V134H124ZM128 133V134H127ZM155 133V134H154ZM158 133L161 135H158ZM176 133L179 135L180 134V137H182V138H180L178 135H177V137H176ZM213 133V132H212ZM211 133V134H212ZM228 133V134H227ZM254 133V134H253ZM261 133L263 134V135H261ZM66 134V135H65ZM75 134V135H74ZM76 134H78V135H76ZM92 134H93V136H92ZM105 136H103V135ZM147 134V135H146ZM151 134V135H150ZM19 135V134H18ZM25 135H27V136H25ZM36 135V136H37ZM48 135H50V136H48ZM52 135H54V137H52ZM62 135V136H61ZM63 135H65V136H63ZM70 136L71 135V137L69 138V137H67V136ZM91 135V136H90ZM101 135V136H100ZM107 135H108V137H107ZM121 135H123V136H121ZM140 135H142V136H140ZM152 135H153V138H152ZM154 135H155V137H154ZM158 135V136H157ZM182 135H184V136H182ZM186 135H188V136H186ZM227 135H229L230 137H228ZM255 135H257L256 137V140L257 141H255V142H250V139H252V136L254 137L253 138V140L255 139ZM261 135V136H260ZM37 136V137H38ZM61 136V138H58V137H60ZM76 136V137H75ZM84 136V137H83ZM140 136V137H139ZM145 136V137H144ZM150 136V138H152V139H148V137ZM190 136H191V138H194L195 137V140L194 139H190L191 141H189V139L188 138H190ZM193 136V137H192ZM236 136V137H235ZM249 136H251V137H249ZM260 136V137H259ZM25 137L27 138V139H25ZM77 137H78V140H77ZM81 139H80V138ZM86 137L88 138V139H86ZM92 137V138H91ZM96 137L98 138V139H96ZM100 137V138H99ZM101 137H103L102 139H101ZM119 137V138H118ZM183 137H187L186 139H187V141H186V139L185 138H183ZM198 137H199V139H198ZM244 137H246V139L244 138ZM28 138H29V140H28ZM33 140H31V139ZM57 139V141L55 140V139ZM69 138V141L68 140H63V139H68ZM75 139V141H74V139ZM105 138H107V140L105 139ZM110 138V139H109ZM177 138H179V139H181L183 142H181V140H178ZM227 138H230V140H228ZM248 138V139H247ZM49 139V140H48ZM60 139H62V140H60ZM73 139V140H72ZM93 139H94V141L96 142V140H98L96 143H94L93 144ZM115 139H116V142H117V144H116V142H115ZM129 139V140H128ZM135 139V140H134ZM140 139V140H139ZM157 139V140H156ZM185 139V140H184ZM227 139V140H226ZM260 139V140H259ZM39 140H41L42 142H40ZM48 140V141H47ZM89 140V141H88ZM90 140H92L91 142L92 143H90V144H88L89 142H90ZM99 140H101L102 142L103 141H105V142H103V145L104 144H106V143H108L109 144V141H113V142H110L112 145H113V143H114V145L116 146H118L119 144V147H117L116 146V148H115V150H114V145H113V149L111 150V147H109L111 144H106V145H102V146H99L98 145V147L99 148H97V144L99 143L100 145L102 144V142L101 141H99ZM119 140H120V143H119ZM127 140V141H126ZM144 142V141H146V142H142V141ZM148 140H149V143H151L150 145H149V143H148ZM151 140V141H150ZM172 140L174 141V142H172ZM192 140H194L193 142H192ZM198 140V141H197ZM27 141V142H26ZM54 141V142H53ZM63 141V145H61V142ZM77 141V142H76ZM108 141V142H107ZM122 141V142H121ZM134 141V142H133ZM176 141V142H175ZM196 141V142H195ZM202 141H204L203 143L205 144V146H204V144H202V143H198V142H202ZM226 141V142H225ZM234 143H233V142ZM250 142V144H249V142ZM252 141V140H251ZM26 142V143H25ZM30 142V143H29ZM45 142V143H44ZM59 144H58V143ZM67 142V143H66ZM76 142V143H75ZM86 142V143H85ZM142 142V143H141ZM156 142H158V143H156ZM179 142V143H178ZM181 142V143H180ZM191 142V143H190ZM230 142H232V143H230ZM257 142V143H256ZM259 142V143H258ZM43 143H44V145H43ZM51 143V145H49ZM52 143H54V144H58V145H60V146H56V145H54V144H52ZM69 143V144H68ZM71 143V144H70ZM130 143V144H129ZM146 143V144H145ZM155 143V144H154ZM163 143V144H164ZM167 143H168V145L170 146H166L167 145ZM176 143V144H175ZM186 143V144H185ZM207 143L209 144V146H207L208 147V149H207V147H206V145H207ZM214 143V142H213ZM238 145H237V144ZM256 143V144H255ZM66 144H67V146H66ZM92 144H93V146H92ZM96 144V145H95ZM136 144V145H135ZM141 144H144V146H141ZM149 145V147H151V145L152 146H156L157 144H158V148L157 147H151L152 149L153 148H155V149H153V150H151V149H149V147H148V145ZM180 144V145H179ZM185 144V145H184ZM199 144V145H198ZM214 144H216V143H214ZM213 144V145H214ZM220 144H218V145H220ZM221 144V145H222ZM231 144H233V145H231ZM235 144V145H234ZM242 146H241V145ZM251 145V146H245V145ZM261 144V145H260ZM263 144V145H262ZM2 144H1V140H0V146H1ZM68 145H71V147L70 146H68ZM90 145V147H91V150H89V151H87V147ZM111 145V146H112ZM125 145V146H124ZM134 145L135 146H139V148L138 147H136L137 148V150H135V149H131V147H133V148H135L134 147ZM145 145H146V147H148L147 148V150H144V149H146V147H145ZM160 145V146H159ZM255 145V146H254ZM259 145V146H258ZM65 148H64V147ZM94 146H96V147H94ZM105 146H107V147H105ZM121 146V147H120ZM179 148H178V147ZM191 147V149H190V147ZM200 146V147H199ZM203 146V148H201ZM225 147H226V145H224ZM223 145H222V147H224ZM227 146V147H228ZM255 147V149H254V147ZM258 146V148H256ZM2 147V146H1ZM44 147V148H43ZM64 148L63 150L64 151H66L65 153H64V151L61 149V148ZM68 147H70V148H68ZM74 147V148H73ZM85 147V148H84ZM90 147H88L89 149H90ZM94 147V148H93ZM101 147L103 148V150H101ZM104 147H105V149H104ZM123 147V148H122ZM180 147H182L181 149H182V151H181V149H180ZM204 147H206V149L204 148ZM262 147V148H261ZM73 148V149H72ZM108 148V149H107ZM118 148H122L121 149V152H120V150L118 149ZM125 148V149H124ZM127 148H130V149H127ZM141 148V149H140ZM157 148V149H156ZM162 148V149H161ZM164 148V149H163ZM169 148V149H168ZM171 148V149H170ZM178 148V149H177ZM198 148V149H197ZM234 148V147H233ZM236 148H235V151H238V150H236ZM254 149V150H252V149ZM262 150V152H260L261 150ZM84 149H85V151H87V153L89 152V154H87L86 152H84ZM94 149H96V150H94ZM99 149H100V151H99ZM109 149H110V151H109ZM149 149V150H148ZM166 149V150H165ZM169 151H168V150ZM175 149V150H174ZM177 149V150H176ZM179 149H180V151H179ZM204 149V150H203ZM258 149V150H257ZM45 150H46V152H45ZM58 150V151H57ZM70 150H72V151H70ZM75 150V151H74ZM95 151V153L93 152V151ZM118 150V151H117ZM127 151L128 150V152H127V156L126 155H124L123 156V153H125L126 154V152H123V151ZM142 151V152H140V151ZM158 150V151H157ZM193 150H194V152L195 151H197L198 153L200 152V150H201V152H200V154H198L197 152H193ZM241 150H243V149H241ZM257 150V151H256ZM260 150V151H259ZM51 151V152H50ZM68 151H70L69 153H68ZM81 151L83 152L82 154L83 155H81L80 153H81ZM103 151V152H102ZM112 151H114V152H112ZM132 151V152H131ZM134 151V152H133ZM135 151H136V156L135 157H131V155H133V153H134V155H135ZM149 151H156L158 154L156 155V152L154 153L156 156H158V157H154L153 155H152V152H149ZM178 151V152H177ZM184 151H185V153H184ZM205 151H206V153H205ZM259 151V152H258ZM55 152V153H54ZM74 152V153H73ZM79 154H77V153ZM96 152H99V153H97L96 154ZM105 152H108V153H106L105 154ZM116 152H118V153H116ZM130 152V157L128 158V153ZM140 154H139V153ZM145 152H147V153H149L150 155H152L151 157H149V155L148 154H145ZM161 154H160V153ZM189 152V153H188ZM258 152V153H257ZM35 153V154H36ZM47 153V154H46ZM58 153H60V154H58ZM91 153V154H90ZM94 153V154H93ZM111 154L112 155V153L114 154V155H112V157H111V155H110V159L112 160H110L109 159V156H107V154ZM120 153H122V154H120ZM173 153V154H172ZM176 153L178 154V153H180V154H178V155H176ZM182 153V154H181ZM193 153V154H192ZM48 154V155H49ZM77 154V158L78 159H76V155ZM84 154H85V157H84ZM103 154V155H102ZM118 154V155H117ZM120 154V155H119ZM143 155V157L146 155L147 157H148V159H147V163L145 162V160H146V156L144 157V159H142L143 157H142V155ZM145 154V155H144ZM163 154V155H162ZM164 154H166V155H164ZM195 154H197V155H195ZM203 154H201L199 157H201ZM258 154V155H257ZM28 155V156H29ZM87 155H90V156H87ZM97 157H96V156ZM105 156L104 158L103 157H98V156ZM115 155H117V156H121V157H123V160H122V158L121 157H119L120 159H117V156H115ZM139 155H141V156H139ZM254 155L256 156V158L254 157ZM82 156H83V158H82ZM108 157V159H106L107 157ZM113 156H115V157H113ZM177 156V157H176ZM188 156V157H189ZM191 156V157H192ZM259 156V157H258ZM37 157V158H36ZM41 157V158H40ZM45 157V156H44ZM48 158H49V156H47ZM55 157V156H54ZM55 157V159L53 160V159H51V158H49L50 159V162L49 163H51V165L48 163V165L49 166H51V167H61L62 166V164H61V161H60V163H59V160H57V158ZM96 157V158H95ZM138 157V158H137ZM141 157V158H140ZM40 158V159H39ZM102 158V159H101ZM113 158V159H112ZM115 158V159H114ZM124 158L126 159V158H128V159H126V160H124ZM132 158H134V159H132ZM152 159V160H149V159ZM154 158V159H153ZM193 158V157H192ZM39 159V160H38ZM45 159V163H47L48 162V160H46L47 158L45 157L44 158ZM90 159H88L89 161H90ZM101 159V160H100ZM136 159H138V161L136 160ZM141 159L144 161H142L141 162ZM53 161V163H52V161ZM55 160H57V161H55ZM85 160V162H88V160L86 161ZM107 160V161H106ZM110 160V161H109ZM118 160V161H117ZM120 160V161H119ZM122 160V161H121ZM130 160H131V162H130ZM132 160H133V162H132ZM154 160H156L157 161V164L155 163L156 161H154ZM220 161V159L218 158L217 160H216V158L214 159V161L215 162H217V161ZM40 161H42V162H40L41 164H43V162H44V160H40ZM47 161V162H46ZM55 161V162H54ZM75 161H77V163L75 162ZM93 161V160H92ZM115 161H117V162H115ZM123 161H125V163H126V165L123 163ZM128 163H127V162ZM149 161H151V163L149 164ZM218 161V162H219ZM222 161V160H221ZM220 161V162H221ZM250 161V162H249ZM261 161V162H260ZM58 163V165H57V163ZM119 162H121V163H119ZM152 162H154V163H152ZM219 162V163H220ZM223 162H225V161H223ZM223 162H221V163H223ZM259 162V163H258ZM54 163H55V165H54ZM103 163L101 162V163H99V165H100V167L102 166L103 167ZM115 163H117L118 165H119V167H122V169L120 170V168L119 169H117V170H120L119 172V175H118V172L116 173V168H117V165L115 164ZM130 163V164H129ZM133 163H134V166H133ZM138 163H140V165L138 164ZM141 163H143V164H145V166H142L143 164H141ZM221 163L220 164H217V163H214V164H216L217 166H219V165H221ZM52 164H53V166H52ZM60 164V165H59ZM76 164V165H75ZM123 164V165H122ZM132 164V165H131ZM136 164V165H135ZM67 165H69V166H67ZM105 165V164H104ZM114 165V166H113ZM150 165L152 166V165H155V167L153 166V168L151 167V168H149L150 167ZM157 165V166H156ZM111 166H113V167H116L115 169H113V168H111ZM255 166V167H254ZM259 166V167H258ZM131 167V168H132ZM146 169H145V168ZM148 167V168H147ZM263 167V168H262ZM105 168V169H106ZM135 168H137L136 170H135ZM240 168V169H239ZM248 168V169H247ZM102 169H104V167L102 168ZM244 169V170H243ZM246 169V170H245ZM128 170V171H129ZM161 170V171H160ZM170 170H172V172H174V173H171V171ZM237 170V171H236ZM257 170V171H256ZM124 171H126V169H124ZM129 171V172H130ZM139 171H141V172H139ZM154 171H151V172H154ZM167 171L168 172H170L169 173V176L166 174L167 173ZM184 173H183V172ZM186 171V172H185ZM241 171V172H240ZM113 172V173H114ZM140 173V175H138L137 173ZM143 172V173H142ZM159 172H160V175L162 174L164 177H166V178H164L163 176H160L159 175ZM162 172V173H161ZM246 172V173H245ZM113 173H111V174H113ZM183 173V174H182ZM186 173H188V176H186L185 178H182L183 176H185L186 175ZM141 174H143L144 175V177H145V179H144V177H143V175H141ZM178 174V175H177ZM180 174V175H179ZM192 176V178L190 177V175ZM240 174V175H239ZM254 174H256V177H254L255 175ZM135 175H137V176H135ZM157 177H156V176ZM167 175V176H166ZM243 175V176H242ZM244 175H246L245 177H244ZM248 175V176H247ZM251 176V178H248V177H250ZM254 175V176H253ZM142 176V177H141ZM178 176V177H177ZM182 176V177H181ZM138 179H137V178ZM141 177V178H140ZM156 177V178H155ZM159 177V178H158ZM161 177V178H160ZM169 177H171V178H169ZM176 179H175V178ZM188 177H190V178H188ZM247 177V178H246ZM254 177V178H253ZM258 177H257V179H256V181L258 180ZM143 178V181L142 180H140V179H142ZM168 178H169V180H168ZM174 178V179H173ZM181 178V179H180ZM137 179V180H136ZM155 179V180H154ZM158 179H161V181L160 180H158ZM163 179H165V183H164V180ZM166 179H167V182L169 181H171L169 184L168 183H166ZM183 179V180H182ZM249 179V180H248ZM132 180V181H131ZM139 180V181H138ZM146 180V181H145ZM175 180V181H174ZM182 180V181H181ZM225 179H223V181H224ZM233 180H236V181H233ZM99 181H100V179H99ZM98 180L97 181H95L96 182V184H100V185H102L104 182H106V181H104V180H102L101 179V181H103V183H101V181H100V183H98L99 182ZM160 181V182H159ZM181 181V182H180ZM188 181V182H187ZM199 181H200V183H199ZM245 181V182H244ZM95 182H93L92 181V183H95ZM144 182V183H143ZM156 182L158 183L157 185H156ZM162 182V183H161ZM176 182V183H175ZM180 182V183H179ZM218 182H219V185H220V183H222L221 184V186H219V185H217L216 186V184H218ZM247 182V183H246ZM263 182H264V180H263ZM135 183V184H134ZM137 183V184H136ZM140 183V184H139ZM154 183V184H153ZM235 183V184H234ZM238 183V184H237ZM244 183H245V185H244ZM105 184V183H104ZM151 184V185H150ZM161 184H163V185H161ZM166 184V185H165ZM173 184V185H172ZM201 185V187H200V185ZM246 184H248L249 186L247 187V185ZM108 185V184H107ZM134 185V186H133ZM136 185V186H135ZM139 187H138V186ZM145 185V186H144ZM153 185V186H152ZM161 185V186H160ZM175 185V186H174ZM189 185V186H188ZM196 185V186H195ZM198 185V186H197ZM208 185V186H207ZM254 185V190H251V189H253L252 188V186ZM129 186V187H128ZM146 186H148V187H146ZM154 186H160V187H156V188H154ZM167 186H169L168 188H167ZM171 186V187H170ZM177 186L179 187L178 189H177ZM195 188H194V187ZM251 186V187H250ZM132 187V188H131ZM135 187V188H134ZM137 187V188H136ZM141 187V188H140ZM153 187V188H152ZM164 187V188H163ZM166 187V188H165ZM172 187H173V190H172ZM175 187H176V190H175ZM191 187V188H190ZM199 187V189L197 190V188ZM202 187H203V189H202ZM230 187V188H229ZM232 187V188H231ZM256 187V188H255ZM134 188V189H133ZM163 188V189H162ZM205 188V189H204ZM261 188H263V189H261ZM145 189V190H144ZM166 189V190H165ZM168 189V190H167ZM207 189V190H206ZM217 189V190H216ZM228 189V190H227ZM239 189V190H238ZM247 189V190H246ZM134 190H136V192L134 191ZM137 190H138V193H137ZM150 190V191H149ZM151 190L153 191V192H151ZM158 190V191H157ZM160 190V191H159ZM162 190H163V192H162ZM195 190V191H194ZM200 190V191H199ZM204 190H206V191H204ZM220 190V191H219ZM234 190H235V192H234ZM237 190V191H236ZM263 190V191H262ZM140 191V192H139ZM147 191H149V192H147ZM166 191V192H165ZM170 191V193H168ZM171 191H173V192H171ZM175 191H177V192H175ZM196 191H197V193H196ZM229 191H230V193H229ZM145 192V193H144ZM202 194H201V193ZM226 192V193H225ZM228 192V193H227ZM234 192V193H233ZM248 192V193H247ZM251 192V193H250ZM148 194V195H144V194ZM157 193V194H156ZM160 193V194H159ZM161 193H163V194H161ZM200 193V194H199ZM224 193V194H223ZM240 193H242V194H240ZM259 193V194H258ZM151 194V195H150ZM165 194V195H164ZM167 194V195H166ZM172 194V195H171ZM199 194V195H198ZM235 194V195H234ZM248 194V195H247ZM256 194V195H255ZM134 195L132 196V197H134ZM139 195V196H140ZM152 195V196H153ZM176 195H178V196H176ZM163 196V197H162ZM187 196V198H185ZM222 196H224V197H222ZM258 196V197H257ZM148 197V198H149ZM227 197V198H226ZM247 197V198H246ZM179 199V200H177V199ZM200 198H198V199H200ZM229 198V199H228ZM237 198V199H236ZM162 199V200H161ZM182 199V200H181ZM183 199L185 200V202H190V203H185L184 201H183ZM192 199H194V198H192ZM130 200V199H129ZM132 200V199H131ZM161 200V201H160ZM175 200V201H174ZM190 200V201H189ZM249 200V201H248ZM228 201V202H229ZM260 201V202H259ZM157 202V203H158ZM166 202H168V203H166ZM183 202V203H182ZM250 202V203H249ZM181 203H182V205H181ZM242 203H247V204H242ZM188 204V205H187ZM190 204V205H189ZM263 204V205H262ZM169 205V204H168ZM247 205V206H248ZM256 205V206H255ZM254 206V207H253ZM190 207V208H189ZM187 209V210H188ZM259 210V209H258ZM223 224H225V223H223ZM223 224H220V223H218V227L216 226V228H218L219 229V231L218 232H220V230H223V229H225L226 228V224L225 225H223ZM219 225H220V227H219ZM223 226H225V227H223ZM222 227V228H221ZM224 231H225V233H224ZM223 232L221 231L220 233H224V234H227V232L228 231H226V230H224ZM156 232L158 233H156L157 234V236L159 237V230L157 231L156 230Z\"/></svg>","mask_w":264,"mask_h":264}]
</instances>
